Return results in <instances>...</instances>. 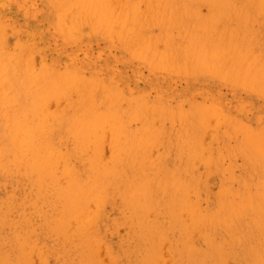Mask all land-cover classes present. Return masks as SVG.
<instances>
[{
    "label": "rangeland",
    "instance_id": "1",
    "mask_svg": "<svg viewBox=\"0 0 264 264\" xmlns=\"http://www.w3.org/2000/svg\"><path fill=\"white\" fill-rule=\"evenodd\" d=\"M6 1L8 3L7 6L5 5L3 8H2V6H0V54L3 55V58H4V60H1V62H0V126H2V127H0V141H1L0 144L1 145L6 143V141H5L6 136L9 135L8 133H9V130L11 127L10 115L21 114V113H24V111L26 114H28L30 107L33 104V102H29V101L37 100V98L39 99L38 96H40L39 95L40 90L42 88H44V86H46V88H48L47 87V82H49L48 80H50L51 78H54L55 76H60L61 74L62 75H64V74L74 75L75 77H77V76L81 77L82 76L81 79L84 78L85 81L83 82V84L81 83L80 85H70L69 87H67L66 91H65L67 93L64 92L67 95V97H66V95H64L65 97L60 96V98L52 96L55 99L54 100L55 102L52 100L53 98L51 97L50 98L51 100L49 99V101H47V103H48L46 106L47 108L44 107L45 110L47 109L46 112L45 111L44 112L47 113L48 116L53 113L52 115H54V116H51V117H53V120L55 118H57L56 116L59 117V115L61 114L59 117L60 123L59 122L54 123L55 120L53 121L51 119L47 122L49 125H52V126H48L49 128L46 127L47 124L45 123L46 131H47V129H48V132L51 131L50 132L51 135H50V133L48 134L45 132V136H46V134L48 136L47 138L46 137L45 138L48 139V141H51L52 150L54 149L57 152L59 150H61V151H59L60 153L58 152V154H65V153L69 152V155H70L72 153V151L74 150L73 151L74 155H78V156L83 157L82 155H83V153H84L83 151L85 149L83 151H81L80 153L75 154L76 153V151L74 149L75 143L69 136V132H70L69 129L71 127V122L77 116H88L87 118L91 119V116L94 117L95 114H96V116L98 114H101V115L106 114L107 116L109 115V117L111 118V114H113L115 112V114H113L114 116H117V117L122 116L123 117V119H121L120 117H118V118L116 117V121H118L120 119L119 120L120 122L119 121L118 122L123 123L121 125V127L122 126L126 127V128L125 127L120 128L122 130L125 129L123 131L124 135L121 136L120 140L122 141L123 140L122 137L125 136L126 139L124 138V140H128L129 141L128 144H130V142H131V144H132V142L136 143V141L134 139L137 140L139 138V137L135 138L136 135L141 136L142 138L140 137L139 139H141V140L143 139V141H144V137H143L144 134L147 132V134H145V137L147 138V136L150 133V132L148 133V131H150V130H152L153 133L152 132L151 133L153 134V136L156 135V137L157 136L159 137V139L157 138L158 140L156 138H153L154 139L153 140L152 139L153 136L151 137L149 135L148 136V137H150L149 141L147 140L146 141L147 143L144 141V143H146L148 145L150 144L152 147L151 146H149V147H151V148H147L148 145H146V144L144 147V143L142 141H139V142H141V143L138 142L139 145H141V144L143 145V147L140 148L141 151L139 150L141 154L139 152L136 153V151L138 149V148H136V146H138L136 143V145H134L135 147L133 148L135 150V151H133V155L135 152L136 154L134 156H136V158H133L134 156L131 155L132 152L130 153V151H125V153H124L125 155H127L126 156L127 158L124 156H122V157L117 156L118 161L120 160L119 157L121 158V160L123 158L125 162L127 161L126 163L120 161L122 163V164H120L118 161H116V162L113 161L114 158H113L112 154H114V152H116L117 150L114 149L115 151H112L113 153L110 150H108L110 144L109 145L107 144L106 138L108 139L107 141H110L109 135L111 136V133H110L111 130L108 128L109 129L108 130L109 133H108L106 130L107 128H106L105 130H106V133L108 135L102 134V138L104 136H106V137L104 138L105 140L103 139V141H101L102 144L105 142L106 143L103 145L100 144V146L102 148V149H100V152L101 153L103 152L101 157L102 156H104V157H102L100 159H101V161H103V160L107 161L108 160L107 156H108L110 161L108 160L109 164L104 163L106 166L105 171H103L102 173L99 172L100 174L99 173H98V175L96 174L97 176L94 175L96 172V169H94L95 170L94 173H93V170L90 173V170L92 169V167L97 168L96 163L99 164L101 161H96L93 164V166L89 169H85L83 166V165H85L84 161L89 160V159H87L88 157L89 158L91 157L90 162L95 161V159H94L95 153L93 152V150H91V148H89L88 150L86 149V151L84 153L86 155H84V157L88 156V155L89 156L87 158H83L84 160H82L81 157L75 158V156H73V154H72L71 164L66 161L68 166H71L73 163L71 168H73V172L75 171V174H76V172L78 174V175L76 174V176H75V175H73L74 173H72V175L75 177V179L77 177V180H78V177H80L82 175V177L80 178V181H82L86 177L87 181L90 180L89 183H91V181H93V180H95L96 183H97V181L103 182V184L106 182V184H105L106 186L104 188H106L108 185V187H109L108 189H110L112 186H114L115 182L111 183L114 180H116V182H118V181L122 182V183H118V184L116 183L119 188H122V184H124L125 188L123 190L127 189L125 182L128 181V180H126V179H128L127 178L128 175H129L128 177L130 178V180H135V177H137V176L138 177H137L136 181H138V179H141L142 177H140L138 175L140 170L138 172H136L137 171L136 169L138 167L135 169L133 168V166L135 167V165L140 166L138 168V169H140V168L142 169V172L141 171L140 172L145 173V175L148 177V182H149L148 188H150V189H148L147 192H151V193L147 194V192H146L144 194V197L146 198V194L149 195L146 200L149 202V199H150V200H152V202H154V204L150 201L151 207H149L148 206L149 204L147 203V201L144 198H143L144 200H140L142 205L147 204L145 206L147 208H144V205H143V208L139 207L140 210L137 211L139 214H140V211L143 212V214H140V216H143V215H144V217L147 216L144 219H142L143 217H141L140 219H136V218L132 217V216H134V213H133L134 211L129 212L128 210L130 208L128 207V205L126 203H123L126 201L122 198L125 196V191H128V190H125V191L122 190V193L124 195L122 194L123 195L122 196L120 194V196H119V194L117 193V192H119V190H118V187L116 184H115L116 187L114 186L113 189L112 188L110 189L111 191L108 190L106 192L102 186L99 187L100 183H98L99 191L101 188H103L102 190H103V192H105V193H103L102 190L100 191L103 193L102 198H103L104 203H102L103 202L102 200H101L102 202L101 201L100 202L104 206L101 205V207L98 208V204L94 205L92 203L93 204L92 205L91 203H89V205H88V207H90V209L88 208L89 211L91 210V206L92 207L94 206L93 209H96V207L98 209L97 211L95 210L94 212H93V209L91 211V213L93 212L92 216L95 218V220H94V218H92L94 220V223L91 219V217H92L91 215H89L90 216L89 218L82 216L84 213L87 214V211H88L87 209H85V210H87L86 212H84L85 210L82 211V212H84L82 215L79 214L81 217H83L82 219H85V220L89 219V220H87V222L88 221H90V223L92 222L91 226H93V228L90 230V228H91L90 223L87 224V222L84 221L85 225L90 227V228L87 227L88 236H89V234H92V235L94 234L93 235L94 237L91 238L92 240H88V239H90L88 237V239L86 238L87 239L86 240L85 238L81 239L80 237L77 236L78 240H80V239H81V241L85 240L84 243L86 241L96 242L95 245L92 242V244L94 245L92 247L95 248V253L99 255L98 256L95 253H93V254H95L93 257L97 258V256H98V258L95 260L91 257L92 254H90V257L92 258L91 259V258L81 257L80 256L81 254H79L80 252L79 253L77 252V251H79L80 248L83 247V245H82V244H84L83 242L82 243L80 241L78 242V243H80V245L77 246L78 249L76 251V248H77L76 244H78V243L76 242V244L74 245L75 240H76V238H74L75 233L73 232V231H75V230H73L74 227L71 226L72 229L69 228L70 229V230L68 229L69 231L67 229L66 230L64 229V231L61 230V232L63 231L62 233L60 232L59 229L58 230L56 229L57 233L60 232L59 234L60 235L62 234V236H60L59 234L55 235L56 230L51 228V226L48 227L49 230L44 229V228H46V226H48L47 224H45V225L43 224V222L46 221V220L43 221L46 218L44 213L46 212L47 213L46 215L48 217L49 216L50 217H52V216L56 217V215H53L56 212V211H54L55 209L53 207L56 205V203H57L56 206H58V204L61 201L57 202V200L59 198L55 199V197H57L58 195L57 196L53 195V198H52V196H51L52 194H50L49 195L50 198H52L53 200L54 199L56 200V202L54 201L50 206L49 203H50V200L52 202V199H50V198H49L50 200L46 199V196H48L47 194L49 192L48 193L43 192V194H46V195L42 196V193L40 191V195H38L39 197L35 196V195H37L36 192L39 193V191H37V190H39L40 187H38V186L42 185V182H41L42 179H40V182H39V180L35 179L36 177H38V174L34 173L35 171H32V172L29 171V173L24 172L26 174V176L28 175L27 177H30V178H27L26 176H24L23 172L20 173L21 170L19 171L20 174L18 173L19 175H17L13 172L9 173V172H11L9 170L5 171L4 169L3 170L1 169L3 172L0 170V172H1L0 173V203H3V204H2V206L0 204V207L2 208V209H0V212H2V214H0V217H1L0 219L3 221L0 222L1 223L0 224V246L1 247L3 245L4 246L2 248L0 247V249H1L0 253L2 254V252L5 251V253H3L4 256H5V254L9 253L8 255H6L7 258L10 257L9 255H11V257L9 258L10 260L7 259V261L10 262L11 260L18 258L14 255L13 252H15V250H14L15 245H17L19 243H17V241L16 242L14 241V243H16V244L13 245L14 243H11V245H10V240H12L11 237L14 238V236L16 237V235H19V238L16 237L19 240H20L21 236H24V238L21 237L22 240H20V241H25L23 239H25L27 237L26 240L29 239L31 241V243H32L31 246L33 244L35 245V246L31 247L30 241L28 240L29 246H27V247H28V249L29 248L30 249L29 250L27 249L26 253L28 251L33 253V251H34L33 254H29V252L27 253L28 257L31 256L33 258V260H32L33 262L31 261L32 258L31 257H30L31 259L29 258L31 261L30 264H34V263L35 264H42V263L43 264L44 263L45 264L46 263L47 264H61V263L62 264H73V262H74V264H76L78 261H79L78 264H81L80 262L83 260L82 258H84V259L86 258L85 260H87V263L88 262L91 263L94 260V264H97L98 261H101L102 264H130V263L135 264L136 262H137L136 264H139L140 259H141L140 257H145L146 255H151L152 251H153L152 256H154V259L157 258L156 259L157 261L155 260L154 262L155 263L159 262L161 264H214L215 262H217L215 264H239V262H240V264H244V263L256 264L258 259H254L253 254L255 252L259 251L258 253H260V255H262V250L264 249V247H263L264 246V234H263V231H264V206L263 205L264 204H262V203H264V200H263V202L261 201L264 197V190H263L264 189V168H263L264 167V162H263L264 161V155L262 156V153H260L261 155H259L260 151H262L264 154V144H261V142L264 143V141H263V138H264V86H263L264 81L262 82V84L260 83L264 79V74L262 72V70L264 71V62H263L264 61V1L260 0L262 3V5H261L262 8H260L261 6L260 7L258 6V4L260 5V3L256 4V2H254V3L250 2L253 5L256 4V6H253V5H250V3L248 1L243 0L247 3H249L248 4L249 6L246 5V3L242 4L243 6L245 5L247 7V10H249V12H248L249 15L247 13L246 7L244 9L243 6L238 5L239 3L235 4L236 1L243 3L242 0H236V1H234V0L230 1L229 0L228 3H230V4L234 1L235 5L233 4V6H235V7L232 6L234 9L238 6L236 8L235 12H234L233 8L231 7L228 10V12L230 14L224 10V7H222L220 5L218 0H215L212 3L211 2L207 3L208 0H204V1L203 0H196V1H194V0H185V1L181 0L184 5H182V2H180V0H174V1L171 0L173 2L167 0L168 1L167 3H166V0H164V1L160 0L159 1L160 4L157 0L158 6H155L156 0L155 1L154 0H144L143 1L144 3L141 2L142 0L139 1V3L137 2L138 0H125V1L120 0L122 2L119 3L118 5H120L119 7H122V5H123V7H122L123 9L118 7V5H117L118 2L113 3L114 0H113V2H112V0H105V4H103V6H102V3H104V0H96L97 1L96 3H95V0H94V2H92V0H91V1H89L90 3H92V4H90L91 6L90 5L88 6L86 4V7H85L86 9L91 7L90 9H88L89 13L86 10H84V7L83 8L77 7V9L82 10L81 14L78 12V10H76V7L74 5L66 3L65 2L66 0H59V2H58V0H54V1L53 0H42V1L41 0H6ZM132 1H135V2L131 3ZM187 1H189V3ZM190 1L193 4H191ZM89 2H88V4H89ZM106 2L107 3L112 2L114 5L109 4V6L112 5L114 8L113 7L109 8L108 4ZM201 2L202 3L206 2V4L205 3L202 4ZM217 2L219 3V6H220L219 8H221V9L223 8L222 10L220 9L221 13L224 14L223 12L225 11V13L229 14V16L227 15V17L233 21H231L229 23L225 22V21L229 20L227 17H225L226 16L225 14H224L225 16L223 15L225 18L222 15H219V16L211 15V13H212L211 7H215V6H213V3L216 4ZM98 3H100V5H97V7L92 6L94 4L96 6V4H98ZM134 3H137V4H134ZM163 3L169 4V5H166L168 7L166 8V6L164 5V8H163V6H162ZM66 4H67V6H65ZM133 4L138 5L140 7V8L138 7L140 9V11L137 9V6L134 7ZM173 4H175L177 7L179 6L178 9L180 8L179 9L180 11L174 5L175 9H177L176 12H174L175 10H173V7H174ZM185 4L186 5L189 4V6H186V8H185V10L188 13H190V11H191V13L189 15L192 16L193 13L195 12V10L198 11V12L196 11L197 14H196V12L194 13L193 16H195V17H190V16L188 17L187 12H184V9H182V7H185ZM196 4H198V5H196ZM104 5H106L105 7L109 8V9L113 8L112 11H114V12L116 10L118 12H120V13L117 12L119 14V16H117L118 14H116V12H115V14H113L114 12L112 13V11L110 10L111 13H109L110 11H108V9L106 8V11H108V14H112V15H110L111 18H107L109 21L106 20V16L108 15L107 12H105L106 16L103 14L105 16V17L103 16L104 18L100 17L101 20L105 19V21H108L105 24L108 23L107 25L110 26V31L113 32V33L112 32H109V33L115 34V36L114 35L109 36L107 34L108 31H107V33H105L104 30L101 29L102 28L101 24H100V26H98V28L93 25V21L97 17H96V15H93L92 13H94V12L98 13L99 12V16H102L101 12L105 9ZM209 5H210V7H209ZM68 6L72 7L71 11H69ZM98 6H99V8L102 6V8H104V9L101 8L102 11H100V10L96 11L94 8L98 9ZM124 6H125V8H127L126 10H128V13L130 15L133 14L132 17L130 16L132 19L128 15L129 20H132V21H134L133 17L135 19V16H136V15H134V12H133L135 10V8L137 10V11H135V14H136V12L137 13L141 12V10L143 11V9H144V11L141 12L142 14H140V15L138 14L139 15L138 18L140 20H138L137 16H136V18H137L136 20H138L137 21L138 23H139V21L141 23V20H142L143 22L141 24H145L144 20L145 21H146V19L149 20V21H147L149 23L146 24L144 27L146 29L145 33L147 34V32H149L151 34L146 35L145 33H143L142 38L144 35H146V37H148V36L150 37L151 35H152L151 37H154V38H152L153 39V41H152L153 45L156 44L155 45L156 47L155 46L154 47L157 48L159 46L158 50H156V54H154V55L161 56L162 62H159L161 60L157 56H152V57L153 58L155 57L154 59L158 58L157 61L159 60L158 63L161 64L160 67H159L160 64H158L153 58H151L150 55H149V57L151 58V61H150V58L148 57L147 51L152 48V46L149 47L150 46L149 42L151 43V41H149L148 39L151 40V37L148 39H146V37L143 38V40L144 39L148 40V41H146V43L148 42L147 44L145 43V40L144 41L142 40V42L145 43V45H143V46L149 47L150 49L149 48L146 49L147 51L145 50L146 51L145 52L143 46L141 45L142 43H141L140 45L143 48V51H142L143 53H142V55L141 54L139 55V53H138L139 58L136 57L137 55L135 57H133V54H132L133 50H130L129 48H126V46L121 45L122 38H121V36H119L120 35L119 33H121L122 31L120 30L121 28H119L120 27L119 21H121V18L124 20L128 19L125 17V15L127 16V14L124 13V12H126L124 10ZM132 6L134 7L133 9H132ZM251 6H253V9L251 8ZM150 7H151V9H150ZM158 7H160V11L163 12V14L162 13L159 14L160 11H158ZM187 7H188V10H187ZM208 7L210 8V10L207 9ZM239 7H241L240 9L244 13L246 11L247 14L246 13L245 14L248 17L246 15L244 16V13L242 14L243 15V17H242V15H241L242 11H240L238 9ZM258 7L260 9H257ZM67 8H68V11H67L68 14L66 13ZM153 8H155V10ZM168 8H169V10H168ZM121 9H122V11H121ZM163 9H165V10H163ZM231 9L233 11H231ZM90 10L92 11V13H90L91 12ZM147 10L151 11L152 13L151 14H150V12L148 14L146 13L145 14L146 19L144 18V20H143V16H145L144 13ZM237 10L239 12H237ZM164 11H166V14H165L166 16L164 15ZM182 11H183V13H182ZM167 12L169 15H167ZM85 13H88V14L86 16H84ZM208 13L210 14V17H209ZM231 13H232V15H231ZM235 13H238V15H235ZM89 14L90 15L92 14V15L89 16ZM149 14H150V17L147 18L149 16ZM156 14H158V15H156ZM171 14L172 15L178 14V16H174V17L178 18L177 23H176L177 18H175L176 20L173 18L171 19V17H173ZM185 14H186L185 17H187V19L185 18V20H183ZM200 14L202 17L200 16ZM153 15L155 16V18H159V15H160V17L162 15V17H164V18L166 17V20L168 19V21H166L164 18H160L162 21L159 19L160 23L157 24V23H155L156 20L154 19ZM197 15L200 17L198 18ZM92 16H95V18H93ZM115 16H117V17H115ZM179 16H181V18ZM204 16L205 17L208 16V17L205 18L206 21H205V19H203V21L201 20V23H200V21L198 22V21L192 19V18H195V19L199 20V19L203 18ZM213 16H214V18H213ZM83 17H85V19H87V20H85ZM113 17H115V18L113 19ZM118 17H120V18H118ZM116 18L119 20L114 22L113 20H115ZM209 18H210V20H208ZM211 18L213 19V21L211 20ZM247 18H248V20H247ZM110 19H111V21H110ZM151 19L154 20V22L152 21V24L154 23L153 26H151ZM188 19L194 20V21H189ZM216 19H218V21ZM75 20H76V22H75ZM163 20H165V23L167 25L162 23V22H164ZM169 20H171L170 21L171 23L169 22ZM173 20H175V22H172ZM180 20H182L181 21L182 24H181V22H179ZM219 20H221V21H219ZM222 20H223V23H222ZM236 20H237V23L240 22L242 24L243 29H242V27H240L241 26L240 23H239V25L236 23ZM14 21H15V23H14ZM184 21H185V23H188V24H186L188 29L185 26ZM243 21H245V22H243ZM2 22H5V23H2ZM62 22H63V24H62ZM74 22H75V24H74ZM91 22H92V25H91ZM112 22H113V24H111ZM117 22L119 23V27H118ZM191 22H194V23H191ZM203 22H205V23L203 24ZM219 22H221V23H219ZM116 23H117V25H116ZM168 23L171 26L170 28L172 31H170V29L168 28L169 27ZM178 23H180L181 26L184 27V28H182L179 24L178 30L180 29L179 30L180 32L177 31L176 29H174V28H177ZM210 23L215 24L216 26L215 25H213V26L209 25ZM226 23L228 25H226ZM245 23H247V24L245 25ZM171 24L173 26L175 24L176 25L173 27ZM192 24H194L195 26L193 25L191 27ZM198 24H202L203 26L206 25V27L202 26L204 29H202V27H201V29H198V26L200 28V25H198ZM220 24H224V25H220ZM233 24H237L238 27L236 25H233ZM149 25H150V27H149ZM196 25H198V26H196ZM146 26L148 27V31H147ZM166 26H168V27H166ZM231 26H232V28H233V26L237 27V28L240 27L239 30L237 28H234L238 32L237 38H235L236 37V33H235L236 31L235 32L231 31V29H232V28H230ZM162 27H164V28L166 27L165 30H163L164 32L162 31ZM190 27H191V29H190ZM194 27H196V28L193 29ZM216 27H218V28H216ZM220 27L221 28L224 27V29L223 28L221 29ZM244 28H245V30H244ZM167 29H169V31L171 33ZM189 29L195 30V33L198 32V35L191 36V33H193L194 31L191 32ZM197 29L202 30V31H197ZM213 29H215V30H213ZM219 29H221L220 32H222V33L217 32L218 35L213 33V31H215V33H216V31H218ZM234 29H232V30H234ZM101 30H103V31H101ZM207 30L209 32H206ZM225 30L227 32H228V30H230L232 32V34L235 33L233 41H230V39H229V38H231V36H233L231 34V32L227 33ZM175 31H176V33H175ZM184 31H186L185 32L186 34H184ZM189 31H190V35L187 33ZM211 31H212V33H211ZM242 31L244 32V34H242L243 33ZM31 32H33L34 35H30ZM115 32L117 33V35ZM165 32H168V33L165 35L164 34ZM199 32H202V34H200ZM203 32H205V33L203 34ZM240 32H242L241 36L239 35ZM209 33H211V35ZM224 33L226 36H228L229 34L230 35L228 37H226V36H223ZM205 34H206L205 37H207V35H208L207 39L203 38L204 36L203 37L199 36V35H205ZM212 34H214V35L212 36ZM167 35L169 37L168 41L171 40V42H173L172 43L173 46L171 45V43L168 44V42H166V39H165V42H163L164 40H162V39H164V36H167ZM220 35H222V36L219 39H217L216 37L220 36ZM196 36L200 37L199 41H198V37H196ZM209 36L213 37V38L215 37V38L212 39ZM28 37H30V39ZM159 37L161 38L163 43L168 44V45H166L167 48L166 49L164 48V50H163V46H162L163 43L161 41L157 40ZM190 37L191 38L193 37L191 42L193 41L195 43H197V42L199 43L200 41H202L204 43V45L202 42H200V44L202 43L201 45L203 47L207 44L201 39H206V41L209 40V41H207V42H209L208 45L205 46V48H203V49H206V50L209 49L208 52L210 53L212 47L209 48L208 46L213 45L212 53L215 52L214 54H216V55L212 56V55L208 54V52L205 50V52H203V54H201V55H203V56L208 55V56H207L206 60L202 59L203 56L200 57L198 55L202 52H200V53L198 52V54H197V52L194 51V49L193 50L191 49L192 47L188 48L189 44H187V43H188V41L190 42V39H189ZM223 37H226V39H225L226 41H227V39L229 40V41H227L226 44H225L226 41L224 40ZM251 37H252V39H251ZM240 38L242 39L243 42L240 40ZM154 39L156 42H154ZM173 39H174V41H173ZM216 39L220 40L221 46L223 44H224V46L225 45L228 46L227 44H229V46H230V47L228 46L229 50L227 49V47H226V49H227V53H231V50L233 49L231 56H230V54L225 55L226 49L225 50L223 49V51H220V54L223 52L224 55L223 54L222 55L225 57H223L222 55L218 56L219 51H217V50L218 49L220 50V48L217 49L216 47L219 46L220 43H218L219 41H217ZM248 39L249 40L251 39V40L249 41ZM47 40L49 41V43L46 45L45 43H47ZM213 40H215L214 41L215 43L217 42L216 43L217 46L215 45ZM247 40H248V42H247ZM239 41L241 42V45H240ZM123 42H124V39H123ZM212 42H213V44H212ZM244 42H245V44H244ZM22 43H23V45H22ZM33 43H34V45H33ZM195 43L190 44V45L194 46ZM209 44H211V45H209ZM24 45L26 46V48H24L25 47ZM136 45L138 46L139 44L137 43ZM136 45H135L134 49L138 48V50H140V46L137 47ZM169 45L172 48L175 46V48L171 49V47L169 48ZM176 45L178 46L179 49L177 48ZM245 45H246V47H245ZM248 45H249V47H248ZM34 46H35V48H33ZM185 46H187L186 47V48H188L187 50L186 49L184 50ZM199 46L197 47V51H199V50L204 51V50L200 49V48H202V46H200V47ZM17 47H19V48H17ZM21 47H23V49ZM194 47L196 48V46H194ZM155 48H152L151 50L154 49L153 51H155ZM222 48H224V47L222 46ZM222 48H221V50H222ZM230 48H231V50H230ZM53 49L55 51H53ZM159 49H162L163 51H160ZM168 49H171L172 52L170 51L171 53L170 52L168 53ZM242 49H244V51ZM20 50H22V51L20 52ZM166 50H167L168 54L173 53L172 55L174 58L173 57L170 58V56H172V55H169V56L167 55L168 58H166L167 57L165 55L166 52L164 54L165 58L167 59V62L170 61V59H171V63H169V62L167 63L166 61H165V63L163 62L164 61L163 59H165V58L162 57L163 56L162 52H164ZM173 50H175L176 52ZM43 51H44L46 57H45V55H43ZM153 51H150V52H153ZM185 51H188L185 54L188 53L187 56H188V60H190V62L194 59V54H197V57H199V60L202 59L203 61L202 60L201 61L206 62V63L208 61L210 62V61L214 60L215 57L220 59L222 56L223 58H221V62L220 61L219 62L221 63V65H223V70H221L222 66L220 67V63L218 62V60L215 59L217 61H214L213 63L215 65L217 63L219 64L220 72H218L219 70L217 71L218 67L217 66L215 67V65L212 64V62H211V64L214 65L213 68L210 67L211 70H209V67H208L209 62H208L206 65H204L205 69H207L208 71H206V70L204 71L201 68V64L203 65L205 63H202V62L200 63V61H198V58H197L195 60H197L198 64L200 63L199 66H197L198 64L195 65L194 60H193V62H191L190 66H192V65H195V66H194V69L191 68L190 69L191 71H190L189 70L190 62L186 59L187 56L183 55ZM242 51L245 52V54H243ZM23 52L25 54H23ZM139 52H141V51H139ZM150 52H149V54H150ZM160 52H161V54H160ZM189 52H191V53L193 52L192 53L193 55ZM234 52L235 53L237 52L238 56H239V54L241 55V53H242L243 56L241 55L238 58L237 55H234ZM144 53H146L147 55H145ZM205 53H207V55ZM90 54H91V56H90ZM92 54L93 55L95 54L96 57L95 56L93 57ZM175 54H176V57H178V59H176ZM42 55H43V57H42ZM88 55H89V57H91L90 58L91 62H90V60H86V57ZM190 55H192V56H190ZM233 55H234V57H233ZM58 56H59V58H58ZM140 56H142V57H140ZM145 57H148L149 59L145 58ZM182 57L185 58V61H186L187 66L184 65V69L185 70L188 69L187 73L184 71L183 68H182V70L180 69L181 67H183V64H185L183 62L184 59ZM190 57L192 60L190 59ZM10 58H12V59H10ZM92 58H93V60H92ZM142 58H144V60ZM234 58H236V59H234ZM237 58H238V60H237ZM240 58H242V60ZM145 59H147V60H145ZM45 60H46V62H45ZM177 60H179V61H177ZM240 60H241L242 64H241V62H239ZM89 62H90V64H89ZM173 62H174V64H173ZM176 62H177V64H176ZM237 62H239V63H237ZM254 62L256 63L254 65L257 66V64H258L259 66H257V67L253 66L252 64ZM47 63H48V65H47ZM49 63L53 64V65H50ZM69 63H70V65H69ZM56 64L58 65V67ZM178 64H179V66L180 65H182V66H180V68H177V70H175L176 67H179ZM244 64H245V68L242 69L244 67L243 66ZM261 64H263V65H261ZM39 65H40V67H39ZM172 65H173V67H172ZM164 66H165V68H164ZM167 66H168V68H167ZM188 66H189V68H188ZM247 66L249 67V72H247V70H248ZM185 67H187V68H185ZM251 67H253V70H251ZM257 68H258V71L260 70V72L257 71V73H256ZM212 69H213V71H212ZM245 69H247V70H245ZM254 69H255V71H254ZM4 70H5V72H4ZM243 70H245V73L247 72L246 73L247 76L245 75L244 78H243V76H244ZM36 71H38V72L35 73ZM177 71H179V72H177ZM183 71L185 74L183 73ZM198 71H200V72H198ZM209 71H210V73H209ZM250 71H251V73H256V74H254L255 76L258 74V76H256L257 78L254 77L255 79H253L255 81L258 80L257 82H255V81L252 83L249 82L250 80L252 81V76H251L252 74L250 73ZM190 72H191V74H190ZM32 73H35L37 75H34ZM45 73L47 74L46 76H45ZM32 75H33V77H32ZM248 75H250V76H248ZM5 76H7V77L9 76V77L4 78ZM246 79H250V80L248 81ZM8 86L11 88L10 91H9ZM73 86H76L77 89H75ZM70 87H72V89ZM17 88H20V90H18ZM14 89H15V92H14ZM74 89H75V91H74ZM5 91H7V93ZM70 91H72V93ZM11 92H12V94H11ZM68 92H70V93H68ZM17 93H18V95H17ZM76 95H78V96H76ZM118 95L120 97H118ZM29 97L32 99H30ZM113 97H115V98L113 99ZM134 97L135 98L139 97V98H136V99H138V100H136ZM64 98H66V99H64ZM140 98L143 99L144 102H141V103L138 102L137 103V101H141ZM59 99H61L62 101H63V99L64 100L68 99L66 102L63 101L66 104L65 107H63L64 103ZM129 99H131V101ZM25 100H26V102H24ZM134 101L136 102V104ZM27 102H28V104H27ZM61 102H62V104H61ZM30 103H32V104H30ZM120 103H121V105H120ZM153 103L158 104L159 106L154 105ZM111 104H113V105H111ZM137 104H139L138 105L139 107L141 104V107H143V108L140 107V109H138L139 107L137 106ZM170 104H172V105H170ZM61 105H63V106H61ZM132 105H135V106L133 107ZM54 106L57 109L55 110V108H54V111H53L52 108ZM59 106L61 108H58ZM144 106H145V108H144ZM162 106H164V107H162ZM166 106H168L169 108ZM49 107H51V109ZM151 107L153 109H155L156 111L151 109ZM135 108H136V111L140 110V112H139L140 114L135 111ZM178 108L179 109L181 108V110H178ZM205 108H211L210 109L211 111H212V109H214V112H211V113H213V114L215 113L216 117H212L213 114H211V113H210L211 114V117H210V114H208L209 110H206L208 112L207 113L208 118H207L206 115H204V113H201V112H203V110ZM58 109H59V111H57ZM167 109H169V110H167ZM197 109H198V112L196 111ZM60 111H61V113H60ZM133 111H135V112H133ZM162 111L163 112L165 111L164 113L165 114L167 113V114L165 115ZM184 111H188L186 115H185ZM118 112H119V115H117ZM156 112H158V113H156ZM55 113H56V116H55ZM109 113H111V114H109ZM134 113L137 116L134 115ZM153 113H155V114H153ZM160 113L161 114L163 113V115H161ZM174 113H176V114H174ZM189 113L190 114L192 113L194 116H196V114H198V113H201V115L203 114L206 117L204 119H207V121H205L203 119V117H202L203 115L201 116L202 119H200L198 115L196 116L197 117L196 118V117H193L192 114L190 115ZM158 114H160V115H158ZM113 115H112V117H113ZM130 115H132V116H130ZM164 115L166 117H164ZM89 116H90V118H89ZM107 116H106L105 121L109 120V117H107ZM138 116H140L141 118ZM182 116H184V117H182ZM155 117H157L156 120H155ZM1 118L3 120H1ZM130 118L131 119L133 118V119L130 120ZM134 118L136 119V121ZM139 118H140V120H139ZM191 118H192V121H190ZM194 118H195V121H194ZM162 119H164L165 122L164 121L162 122ZM177 119L179 120V123L177 122L178 121ZM196 119H197V122L199 121V119L203 123L208 122L207 126L208 125L209 126L207 127L206 123H205L202 125L200 124V128L197 127L196 125L198 124V126H199L200 121L197 123ZM126 120H127V122H126ZM138 120H139V123H138ZM186 120H189L190 122L186 121ZM109 121L111 122L112 120H109ZM52 122L55 125L54 126L55 128L53 130L51 129L53 127ZM147 122H148V124H146ZM202 122H200V123H202ZM64 124H65V126H64ZM66 124H68V125H66ZM139 124L140 125L142 124L141 125L142 128L139 126ZM193 124H195V126L197 128L194 127ZM155 125H156L157 129L155 128ZM179 125H180V127H179ZM146 126L150 127V129ZM58 127H59V129H58ZM184 127H186V130H184L185 129ZM193 127L196 128L197 130H194ZM136 128H138V130ZM143 128H144V130H142ZM147 128H148V131H146ZM190 128H192L193 130ZM158 129H161V130H159L160 135H158L159 134V131H157ZM153 130L156 131V134H154ZM130 131H131V133H130ZM135 131H139V133L135 132ZM143 131H144V133H143ZM195 131H196V133H195ZM250 131L252 133L251 135H250ZM103 132H104V130H103ZM101 133H102V131H101ZM121 134H123V133L121 132L120 135ZM192 134L193 135L195 134L196 136H192ZM260 134H262V135H260ZM186 135L188 136V138L186 137ZM128 137H130V138L128 139ZM131 137L134 139H132ZM189 137H191V138H189ZM201 137H202V139H201ZM4 138H5V140H4ZM146 138H145V140H146ZM185 138H187L186 141L184 140ZM192 138L194 139V141ZM150 139H152L151 141L154 142L155 144L152 145V142L148 143V142H150ZM181 139H182V141H181ZM191 139L196 146H194L193 143L190 142ZM198 139H200L199 142H198ZM124 140L122 141V145H121L122 148L125 145ZM159 140H162V141L156 142ZM201 140H203V142ZM3 141H4V143H3ZM187 141L189 143V146L193 145V147H195V148H193V147L189 148V146L187 145L188 144ZM257 142L262 145L261 146L258 144L257 147H259V146L261 147L259 150H257L258 148L255 146V144ZM57 143H59V144H57ZM123 143H124V145H123ZM185 143H187V144H185ZM199 143H201V144H199ZM197 144H199V145H197ZM119 148H117V149H119ZM122 148H120L122 151H120V149H119V151H117L114 155H116L118 153H119L118 155H122L124 152L123 151L124 148L123 149ZM146 148L148 149V151ZM110 149L112 150V148H110ZM145 149H146V152H148L147 154L148 155L150 154L152 157H149L150 155L146 156L147 158L145 157V154L142 153V150H145ZM190 149H191L192 153L190 152ZM193 149H195V152L199 153V154L194 153ZM196 149L198 150V152ZM54 150L52 151V153H54ZM109 151L111 152V154L108 153V154L104 155L105 153H107ZM186 151L188 152V154ZM256 151L258 154L256 153ZM128 152H129V154H128ZM143 152H145V151H143ZM201 153H202L201 159H203L202 161H204V162L206 160L205 163L201 162L200 161L201 159H199L201 156L200 155ZM55 154H57V153H55ZM100 154H98V157H100L99 156ZM190 154H192V155H190ZM111 155H112V157H110ZM143 155H144V157H143ZM157 155H158V157H157ZM160 155L161 156L163 155L162 157H164V158L160 157V160H159ZM198 155H200V156L198 157ZM66 156H68V154H66ZM141 156L144 158V162H145L144 165L148 164L150 162L149 165L144 166L142 163H140V162H143V161H141V160H143V158L140 160ZM179 156L181 157L180 158L181 161L178 158ZM192 156L194 158H192ZM210 156H211V159L213 158L212 160L209 159ZM131 158H133L134 160L132 159L133 161H131ZM148 158L149 159L152 158V159L149 161ZM153 158H154V163H152ZM188 158H190V159H188ZM125 159H127V160H125ZM147 159H148V163H146ZM192 159L194 160L193 163H192V161H193ZM155 160L158 163H156ZM188 160H189V162H187ZM70 161H71V159H70ZM207 161H210V162L208 163ZM213 161H215L216 164H215V162L213 163ZM90 162H88L86 165H88ZM129 162H131L132 165L131 164L129 165L128 164ZM61 163H62V161H61ZM113 163H114V165H116V168H115V166L111 168ZM177 163H179V165ZM186 163H188V165ZM206 163H208V164H206ZM63 164H64V161H63ZM101 164H100V166H98L97 170L101 168ZM124 164H126V165H124ZM151 164H152V166H151ZM154 164H155V166H154ZM108 165L109 166L111 165V166L109 167ZM128 165H129V167H128ZM156 165L158 167H156ZM192 165L195 167L193 168L192 171H190V169H192ZM55 166H56V163H55ZM59 166L62 167V164ZM107 166L109 167V169ZM117 166H118V168H117ZM120 166L121 167L125 166V170L123 169V167L121 169ZM126 166L128 168H126ZM131 166L133 169H131ZM102 167H104V166L102 165ZM145 167H146V169H144ZM176 167H179V168L181 167L180 168L181 170L179 168H178L179 170H177ZM57 168L59 169V167H57ZM150 168H151V171H150ZM171 168L174 170H172ZM184 168L185 169L187 168L186 171L183 170ZM21 169H22V171H24L23 167ZM102 169L104 170V168H101L99 171H101ZM111 169H113L114 172L109 171ZM119 169L124 170L125 172L119 173L120 172ZM156 169H160V171L156 170ZM87 170L89 171V175L87 173L88 172ZM107 170L110 173H114V176H113V174L108 175L109 173L107 172ZM165 170H167V173H169V171L171 173H169V175H167ZM4 171L6 174L4 173ZM129 171H131V172H129ZM146 171H148L149 176L147 175ZM163 171H165V172H163ZM174 171L180 177L181 181L178 179L179 177L178 178L176 177V175L174 177L175 179L177 178L176 183L173 180L174 178L171 179V175L173 177ZM182 171H184V172H182ZM178 172H180V173L178 174ZM185 172H187V173H185ZM190 172H192V173H190ZM31 173H33L32 177H31ZM105 173H107V175ZM115 173H116V175H115ZM117 173H119V174L125 173V175H127V174L128 175L126 177H125V175H120V176L118 175V177H119V179H118ZM132 173H135V174L133 175ZM163 173H164V175H163ZM35 174H36V177L33 178L35 176ZM130 174L132 175V177H130L131 176ZM136 174H137V176H136ZM155 174H157V175H155ZM150 175H152V177H150ZM199 175L201 178H199ZM90 176H92V177H90ZM107 176L110 177V179H108ZM121 176H123L122 177L123 181H120ZM183 176H184V178H183ZM189 176L191 177V179H188ZM195 176H197L196 177L197 180L195 179ZM88 177L90 179H88ZM102 177L107 178L108 183L111 181L110 185L107 183V181H105L106 179H103ZM149 177L151 179H149ZM160 177H161V179H163V181H161ZM192 177L194 178V180L192 179ZM94 178H96V179H94ZM97 178H100V179L98 180ZM152 178L154 179L153 183L151 181ZM159 179H160V182L158 181ZM166 180L168 183L173 184V186H174V184H176V185L178 184V186H179L180 183L183 185L182 182L187 180L186 184L190 183L189 184L190 186L187 185L188 186L187 194H189L190 191L191 192L195 191L193 193L197 194V195L196 194L194 195L195 197H193V194L192 195L190 194V196H192L191 198L196 199L198 197V199H196V201H195V199H192V205L193 204L196 205V202L198 204L200 203L199 207H198V205L195 206L196 208L194 211L197 213L201 212L200 216H199V214L196 213L197 216L194 214V216H196L195 217L196 219L195 218L192 219L193 221L194 220L197 221V225L194 223L196 225L195 227H194V224H192L191 222H190L191 224L189 225L188 220L190 219V217L188 218V216H186L188 214L186 209L184 212L183 211L181 212L180 211L181 207H179L177 205L178 209H177V207L175 208L178 210L179 215L184 213L183 214L184 216L180 215V216H182L181 223L183 222V220L186 219L185 216L188 219V220L186 219L188 222H186V223L183 222L184 225H181L179 223L175 224L176 227L178 226V228H179V225L181 226L180 231L182 228L184 229V227L185 228L187 227L188 229L185 230V232L177 231L178 228H177V230H175L176 227L174 224H172L171 217L168 216V213H170L168 210V208H169L168 205L170 204V202H168L167 205H163V203L166 204V202L168 201L169 198H171L173 200V198L169 197V196L172 195L174 197L175 194H174V192L171 191V188H173V191H174V188L176 187V186L172 187V185H170V184L165 185L164 181L166 182ZM168 180H170V182ZM177 180L180 182L178 183ZM228 180H229V182H228ZM37 181L39 184L38 186H37ZM45 182L46 181H43V185ZM83 182L84 181H82L81 183L83 185H85ZM85 182H86V180H85ZM95 182H92V185L97 186L95 184ZM155 182L157 184L160 183L161 191H160V188H159V190L157 189V187H160L159 185H156L157 187H154ZM31 183L33 186L30 185ZM87 183L88 182H86V184ZM162 183H164V185L166 187L164 189V191L167 190V191H165L166 193L163 191L162 187H164V186ZM45 184H47V187L49 186L48 182H46ZM103 184H101V185H103ZM119 184H121V186H119ZM168 185H170L171 188ZM182 185H181V187H178L179 190L182 188ZM30 186L34 187V188H32L33 189L32 191H35L34 192L35 195L31 191ZM193 186H194V190L193 191H192V189L189 190V188L190 187L193 188ZM222 186L225 188H223ZM226 186L229 187V189H227ZM35 187H37V190ZM50 187H51L50 189H53L52 186H50ZM185 187H186V185H185ZM199 188H200V190H199ZM154 189H155V194H154V191H152ZM178 189L175 188V191ZM195 189H197V190H195ZM112 190H114L113 192L115 194H111ZM156 190H158V192ZM168 191H170V192H168ZM220 191H221V193H220ZM31 192L36 197V199L38 198L37 200H43L44 199L45 205L43 204L42 201H41V203H40V201H37L36 199H35L36 201H34L35 197L33 198V195ZM9 193H10V195L12 193V195L10 196ZM106 193H108V194H106ZM158 193H159V195H158ZM110 194L113 197L109 196ZM6 195H7V197H6ZM105 195H107V196H105ZM150 195H151V198H150ZM40 196H42V198H40ZM44 196H45V198H43ZM260 198H261L260 204L262 205V207L259 204ZM7 199H9V200H7ZM32 199L34 202H36V203L39 202V203L36 204V203L32 202L31 201ZM91 199L93 200V198H91ZM156 199H157V201H156ZM166 199H167V201H166ZM171 199H169V201H171V203H172L173 201ZM1 200H2V202H1ZM46 200H47V203H45ZM153 200H155V201H153ZM8 201L12 202L13 205L11 203H9ZM48 201H49V203H48ZM188 201H190L189 202V205H190L191 200H188ZM193 201H195V203ZM158 202L161 204L160 207H159ZM33 203H34V206H36V208L34 207L36 211L31 206V205H33ZM54 203H55V205H53ZM101 203H99V204H101ZM7 205L9 206L8 207L9 209L7 208ZM10 205L12 206V208ZM47 205H49L50 207ZM60 205H61V203H60ZM62 205H63V203H62ZM224 205H226V206H224ZM3 206H6V207H3ZM164 206H166V207L168 206V208H166V210H162V207H163V209H165ZM256 206L257 207L260 206L261 209H258ZM45 207H46V209H45ZM127 207L129 208L128 210L126 209ZM197 207L199 209H201L202 211H200ZM4 208H5V210H4ZM56 208H58V207H56ZM141 208L144 211L141 210ZM190 208H192V210H193L194 205H193V207L191 206ZM38 209H39V211H37ZM50 209L51 210L54 209L53 210L54 212L51 211ZM59 209L61 210L62 207H60ZM59 209H57V210L59 212H61L60 214H63L62 211L64 212V207H63V210H61V211ZM196 209H197V211H196ZM255 209H257L258 212L257 211L255 212ZM44 210H45V212H44ZM101 210H102V212H101ZM130 210H132V209H130ZM182 210H184V209H182ZM259 210H261V211H259ZM9 211H11V212L9 213ZM22 211H24L23 215H22ZM145 211L147 212V214ZM164 211H166V212L168 211V213H166ZM179 211H180V213H179ZM191 211H190V213L192 214ZM57 212H56V214H57ZM96 212H98L101 215H99ZM161 212L163 213V215ZM185 212L187 213L186 215H185ZM3 213H4V215H3ZM48 213H49V215H48ZM50 213H52V215H50ZM164 213L167 215H164ZM255 213H257V214H255ZM42 214L44 215L45 218L42 217ZM97 214L99 215L98 218L96 217ZM129 214H131V216H129ZM1 215H3L4 218ZM24 215H25V218L22 217ZM57 215H59V213ZM79 215L72 216L71 221H68L70 219L69 218L67 220L68 223L66 222V224H69L68 226H70V223H71L74 226L75 221L73 218H76L77 216L80 217ZM163 216H165V217L162 219ZM9 217H10V219H9ZM81 217L78 220H80ZM130 217L134 218L132 220V222L135 220L136 224L130 222V219H129ZM167 217H169V219ZM183 217L185 219H183ZM28 218L30 220H27ZM42 218H43V220H41ZM96 218H97V220H96ZM147 219L149 221H152V222H149ZM167 220L171 223H169ZM24 221L26 222L25 224H24ZM28 221L30 223L27 224ZM128 221L130 222V224ZM147 221H148V224L150 223L151 226L153 224H155V226H157V227L158 226L159 227L165 226L164 230L162 228V231H161V229L160 230L155 229L156 231H161L162 233L160 232V233H156L155 235L153 234V236L156 237V238H153V240L155 241L156 239L159 238L160 234H163L164 231L166 232L165 233L166 235L165 234L162 235V236H166V237L160 236L161 242L159 241L160 238L157 240L159 243L157 241H155L156 243H158V248L162 249L161 250L162 254H160L161 252L158 248H156L157 250L154 248L155 249V251H154L153 249H150L148 247L149 245L147 246L146 244L145 245L148 248L147 250L145 249L146 251L144 250V252H142L145 245H142V247H141L142 250H140L141 248H139L140 245H138V242H140V240H141L139 238V236L142 237V234H145L146 231L152 230V229H150V226L147 225ZM161 221H162V223H161ZM77 222H75V223L79 224V222H81V220L78 223ZM139 222H140V224L138 225ZM41 223H42V225H41ZM84 223L83 224L80 223V224L83 226ZM103 223H104V225H103ZM141 223L142 224L144 223V225L148 226L149 228L144 227V225L140 226ZM29 224H31L32 226L35 224L34 225L35 229H34V227L31 228L30 227L31 225H29ZM127 224H129V226L131 225L130 227H132V225H133V230L129 229L128 228L129 226ZM168 224H172L175 228L172 227V225L169 226ZM28 225H29V228H28ZM85 225H84V227H86ZM191 225H193L194 228L191 229V227H192ZM13 226L15 227L16 230H17V228L19 230L20 227H24V229H20L23 232L20 230H19V232H22V233H18V231L16 232V230L13 228ZM68 226H66V227L68 228ZM168 226L170 228L172 227V229L173 228L174 229L173 230L169 229ZM157 227H155V228H157ZM50 228L53 230L51 231ZM140 228H145L146 231H145V229H141V231H142V233H141ZM26 230L30 236L26 235V232H25ZM128 230L129 231L131 230L130 234H129L130 237L126 234V232L128 233ZM13 231L16 235H12ZM34 231H36V232H34ZM50 231L51 232L55 231V232L51 233V235L49 236ZM65 231H68L67 233H65V234H67L66 239H67L68 235L69 236L71 235V237H72V238L68 237V238H70V240H68V242L72 241L71 239L74 238V241L72 242V244L68 243L70 245L67 244V242L65 241L66 240L65 238H64L65 240L62 241V243L64 242L63 244L60 243V241H58L60 238H61L60 240H63V237H65V236H63ZM138 231L140 232V234H137ZM30 232H32V233H30ZM171 233H173V234L171 235ZM72 234L74 236H72ZM131 234L134 238L133 240H135V241L132 240ZM156 235H158V236H156ZM51 236L54 238L53 239L49 238ZM57 236H59V237H57ZM126 236H127V238H126ZM34 237L36 239H34ZM55 238H57V239L55 240ZM130 238H131V241L129 242ZM137 239H140V240L137 241ZM2 240L4 242H2ZM8 241H9V244H8ZM132 241H133V243L135 242L134 244H136V243L137 244L134 246V244L131 243ZM5 242H7V243L5 244ZM87 243L88 242H86V244H84V246L87 245ZM89 243H91V242H89ZM89 243H88V245H89ZM130 243H131V245L132 244L133 245L130 246ZM143 243H144V241H143ZM92 244H90V245H92ZM96 244H97V248H96ZM26 245H27V243H26ZM81 245H82V247L79 248V246H81ZM159 245L161 246V248L159 247ZM12 246H14V247H12ZM133 246H134V248H133ZM6 247H7V249H6ZM130 247H132V248H130ZM137 247L139 249L138 255H137V253L135 254V251H137ZM171 247L173 249H171ZM129 249H131V250H129ZM8 250H9V252H8ZM149 250L150 251L152 250V251L150 252ZM158 250L160 253H158L159 256L157 257L156 251L158 252ZM39 251H41L40 254H39ZM81 251H82V249H81ZM91 251L92 250H90L89 252L91 253ZM50 252H52V253H50ZM76 252H77V254H76ZM145 252H147V253L150 252V253L145 254ZM12 254H13V256H12ZM36 254H38V255H36ZM133 254H134V256H133ZM142 254H144L145 256H143ZM249 254H250V256H249ZM77 255H79L81 257L80 258V259H82L81 261L78 260L79 257H78V259L76 258ZM160 255H161L162 260L159 258ZM162 255H164V260H163ZM39 256H42V257L45 256L46 259L42 258L43 260H41V259H39L40 258ZM12 257H14V258H12ZM70 257H73V259ZM214 257H215V262H214ZM263 257L264 256H262V258ZM133 258H135V259H133ZM75 259H77L78 261L75 262L74 261ZM89 259H90V261L91 260L92 261L91 262L88 261ZM216 259L221 263H219ZM251 259H252L251 262H253V263L248 262ZM143 260H145V258H143L142 261ZM253 260H257V261H253ZM13 262H14V260L11 263L15 264ZM11 263H9V264H11ZM85 263H86V261H85ZM85 263L82 262V264H85ZM259 263H262V262L258 261L257 264H259ZM263 263H264V260H263Z\"/></svg>",
    "mask_w": 264,
    "mask_h": 264
},
{
    "label": "bare ground",
    "instance_id": "2",
    "mask_svg": "<svg viewBox=\"0 0 264 264\" xmlns=\"http://www.w3.org/2000/svg\"><path fill=\"white\" fill-rule=\"evenodd\" d=\"M41 1H42V0H41ZM53 1H54V0H53ZM89 1H91V0H66L65 2L68 3V4H72V5H74V6L76 7V10H78V12L81 14L82 10L77 9V7H79V8H83V7H84V10H86V11L88 12V11H89L88 9H90L91 7H90V8L87 7L88 9H86L85 7H86V4H87L88 6H89L90 4H92V3H90ZM119 1H120V0H118V1H117V0H114V2H113V0H112L113 3L118 2L117 5H118L119 3L122 2V1H120V2H119ZM124 1H125V0H124ZM139 1H141V0H138L137 2L139 3ZM143 1H144V0H142L141 2H143ZM154 1H155V0H154ZM159 1H160V0H158V2H159ZM161 1H164V0H161ZM168 1H171V0H168ZM168 1L166 0V3H167ZM173 1H174V0H173ZM173 1H171V2H173ZM184 1H185V0H184ZM194 1H196V0H194ZM203 1H204V0H203ZM203 1H202V2H203ZM213 1H215V0H211V1L208 0L207 3H208V2H209V3H210V2L212 3ZM230 1H231V0H230ZM234 1H236V0H234ZM234 1L230 4V3H228L229 0H218V2L220 3V5H221L222 7H224V10H225L227 13H229L228 10L233 6ZM242 1H243V0H242ZM245 1H248L249 3H250V2H253V3L256 2V4H257V3H260V5L258 4V6L260 7V6L262 5L261 1H264V0H261V1L259 0L260 2H259L258 0H245ZM245 1H243V3L239 2V1H236L235 4H236V3H239L238 5L243 6L242 4L246 3V5H248L249 3L245 2ZM257 1H258V2H257ZM58 2H59V0H58ZM86 2H87V3H86ZM88 2H89V4H88ZM92 2H94V0H92ZM96 2H97V1L95 0V3H96ZM112 2H110V3H109V2H108V3L106 2V3L108 4V7H109V8L113 7L112 5L109 6V4H113ZM133 2H135V1H132L131 3H133ZM176 2H177V1H176ZM180 2H182V1L180 0ZM187 2L189 3V1H187ZM202 2H201V3H202ZM218 2L216 3L217 5H216L215 3H213V6H215V7H211V10H212L211 15H217V16L222 15V16H223V15L225 14V15H226V16L224 15L225 17H227V15L229 16L230 13L227 14V13H225V11L223 12L224 14L221 13V11H220L221 8H219L220 6H219V3H218ZM124 3H125V2H124ZM126 3H127V2H126ZM143 3H144V2H143ZM145 3H146V2H145ZM166 3H165V4L163 3V5H162L163 8H164V5H165V6H166V5H169V4H166ZM169 3H170V2H169ZM190 3L193 4L191 1H190ZM199 3H200V2H199ZM204 3L206 4V2H204ZM204 3H202V4H204ZM240 3H241V4H240ZM9 4H10V3H9ZM84 4H85V5H84ZM103 4H105V0H104V3H102V6H103ZM134 4H137V3H134ZM134 4H133V5H134ZM146 4H147V3H146ZM146 4H145V5H146ZM148 4H149V3H148ZM159 4H160V2H159ZM235 4H234V5H235ZM256 4L253 5V4L250 3V5H253V6H256ZM5 5H6V6L8 5L7 1H6V0H0V6H2V8H3ZM97 5H100V3L96 4V6H95V4L92 5V6H93V7H97ZM113 5H114V4H113ZM115 5H116V4H115ZM117 5H116V6H117ZM141 5H142V4H141ZM174 5H175V4H173V6H174ZM182 5H184L183 2H182ZM196 5H198V4H196ZM210 5H211V4H210ZM210 5H209V7H210ZM65 6H67V4H66ZM90 6H91V5H90ZM102 6H101L100 8H99V6H98V9H97V8H94L96 11H98V10L102 11V9L105 8V9L102 11L103 13L101 12L102 16H99V12H98V13H97V12L92 13V11L90 10V11H91L90 13H92L93 15H96V17H97V18L93 21V25L96 26V27L98 28V26H100V24H101V27H102L101 29H103L105 33H107V31H108L107 34H108L109 36H113V35L115 36V34H111V33H109V32H112V31H110V26L107 25L108 23L105 24L106 22L109 21L107 18H111L110 15H112V14H108V11H110V10L112 11L114 7H113L112 9H109V8L105 7L106 5H104V8H102ZM116 6H115V7H116ZM119 6H120V5H118V7H119ZM135 6H137V9L140 11V9H139L140 7H139L138 5H134V7H135ZM155 6H158V5H157V0H156V3H155ZM160 6H161V5H160ZM175 6H176V5H175ZM175 6L173 7V10H175L174 12H176V10H177L178 7H179V6H178V7L176 6L177 9H175ZM186 6H189V4H187V5L185 4V7H182V9H184V12H187V11L185 10ZM190 6H191V5H190ZM211 6H212V5H211ZM248 6H249V5H248ZM253 6H251L252 9H253ZM68 7H69V6H68ZM75 7H74V8H75ZM122 7H123V5H122ZM122 7H119V8H122ZM129 7H130V6H129ZM134 7L132 6V9H133ZM138 7H139V8H138ZM167 7H168V6H166V8H167ZM191 7H192V6H191ZM209 7H208L207 9L210 10ZM233 7H235V6H233ZM233 7H232V8H233ZM237 7H238V6H237ZM237 7H236V8H237ZM245 7H246V6L244 5L243 8L245 9ZM259 7H258L257 9L262 8V6H261L260 8H259ZM101 8H102V9H101ZM106 8L108 9V11H106ZM146 8H147V7H146ZM166 8H165V9H166ZM192 8H193V7H192ZM212 8H213V9H212ZM236 8H235V9L233 8L234 12H235ZM240 8H241V7H239L238 9H239L240 11H242ZM251 8H250V9H251ZM59 9H60V8H59ZM71 9H72V7L70 6V7H69V11H71ZM122 9H123V8H122ZM122 9H121V11H122ZM126 9H127V8H125V6H124V10H125L127 13L124 12V11H123V12H124L125 14H127V16H126L124 13H123V14H124L125 17L128 18V19H125V20H124V19L121 18V21H119V23H120V27H119V23L117 22V23H118V27L121 28L120 30L122 31L121 33H119V34H120L119 36H121V38H122V41H121V42L123 43V44L121 43V45L126 46V48H129L130 50H133V52H132L133 57H135V56L137 55L136 57L139 58L138 53H139V55H140V54L142 55V53H143V52H142V51H143V48H144V51H145L146 49H148V48L151 47V46H152V48H155V47H156V46H155L156 44L153 45V42H152V41H153L152 38H154V37H151V36H152V35H151V36H150V37H151V40L148 39V38H150V37H149V36L146 37V35H147V34L150 35L151 33L147 32V34H146V33H145L146 29H145V27H144L146 24L149 23V22H147V21H149V20L146 19V15H145V14H146V13L148 14L149 12H150V14H151L152 12L147 10V11L144 13L145 16H143V20H144V18H145L146 21L144 20L145 24H141V23L143 22L142 20H141V23H140V21H139V23H138L137 21L140 20L138 17H139L140 14H142L141 12H143L144 9H143V11L141 10V12H138V13L136 12V14H135V11H137L136 8H135L134 11L132 10V11L134 12V15H136L137 18H138V20H136V19H137L136 16H135V19H134V17H133V20H134V21L129 20V17H130V16L132 17L133 14L130 15V14L128 13V10H126ZM150 9H151V7H150ZM153 9L155 10V8H153ZM161 9H162V8H161ZM165 9H163V10H165ZM179 9H180V8H179ZM179 9H178V10H179ZM207 9H206V10H207ZM222 9H223V8H222ZM222 9H221V10H222ZM76 10H75V11H76ZM92 10H93V9H92ZM118 10H119V9H118ZM156 10H157V9H156ZM163 10H162V11H163ZM168 10H169V8H168ZM187 10H188V7H187ZM191 10H192V9H191ZM193 10H194V9H193ZM209 10H208V11H209ZM233 10L231 9V11H233ZM246 10H247V7H246ZM67 11H68V8H67V10H66V13H67ZM111 11H110L109 13H111ZM158 11H160V7H158ZM179 11H180V10H179ZM196 11H197V10H195V12H196ZM256 11H257V10H256ZM51 12H52V11H51ZM83 12H84V11H83ZM105 12H107V14H108L107 16H106V13H105ZM113 12H114V11H112V13H113ZM115 12H116V14L120 13V12H118L117 10H116ZM115 12H114L113 14H115ZM117 12H118V13H117ZM195 12H194V13H195ZM197 12H198V11H197ZM197 12H196V14H197ZM234 12H233V13H234ZM237 12H239V11L237 10ZM248 12H249V10H247V13H248ZM254 12H255V11H254ZM72 13H73V12H72ZM88 13H89V12H88ZM88 13H85L84 16H86ZM161 13L163 14V12L160 11L159 14H161ZM178 13H179V12H178ZM182 13H183V11H182ZM190 13H191V11H190ZM190 13L187 12L188 17H189V16H190V17H195V16H193L194 13H193L192 16L189 15ZM243 13H244V12L242 11V12H241V15H242ZM245 13H246V11H245ZM245 13H244V16L247 14V13H246V14H245ZM257 13H258V12H257ZM260 13H261V12H260ZM51 14H52V13H51ZM67 14H68V13H67ZM80 14H79V15H80ZM92 14H91V15H92ZM101 14H100V15H101ZM103 14L106 16V20H108V21H105V19H104V20H101V19H100V17H102V18L105 17ZM138 14H139V15H138ZM150 14H149V16H148L147 18L150 17ZM154 14H155V13H154ZM165 14H166V11H164V15H165ZM198 14H199V13H198ZM208 14H209V13H208ZM91 15L89 14V16H91ZM97 15H98V16H97ZM120 15H121V14H120ZM128 15H129V17H128ZM156 15H158V14H156ZM167 15H169L168 12H167ZM171 15H172V14H171ZM206 15H207V14H206ZM231 15H232V13H231ZM235 15H238V13H235ZM248 15H249V13H248ZM261 15H262V14H261ZM2 16H3V15H2ZM2 16H1V17H2ZM52 16H53V15H52ZM103 16H104V17H103ZM109 16H110V17H109ZM117 16H119V14H118ZM117 16H115V17H117ZM153 16H154V15H153ZM153 16H152V17H153ZM165 16H166V15H165ZM172 16H173V17H171V19H172V18L175 19V18H177V17H174V16H178V14H177V15H174V14H173ZM181 16H182V15H181ZM181 16H179V17L181 18ZM185 16H186V14L184 15V19L182 18L183 20H185V18L187 19V17H185ZM200 16H201V14H200ZM200 16L197 15L198 18H199ZM222 16H221V17H222ZM224 16H223V17H224ZM246 16H247V15H246ZM92 17L95 18V16H92ZM115 17H113V19H114ZM131 17H130V18H131ZM157 17H158V16H157ZM182 17H183V16H182ZM197 17H196V18H197ZM201 17H202V16H201ZM206 17H208V16H206ZM206 17L204 16L203 18H201V19H199V20H198V19H195V18H192V19H194V20H196V21H198V22L200 21V23H201V20L203 21V19H205ZM209 17H210V14H209ZM225 17H224V18H225ZM231 17H232V16H231ZM231 17H230V18H231ZM237 17H238V16H237ZM242 17H243V15H242ZM247 17H248V16H247ZM2 18H3V17H2ZM2 18H1V19H2ZM83 18L85 19V17H83ZM90 18H91V17H90ZM118 18H120V17H118ZM160 18H164V17H162V15H161V17H160V15H159V18H155V16H154V19L156 20L155 23H157V24L160 23V20H161ZM213 18H214V16H213ZM219 18H220V17H219ZM227 18H228V17H227ZM52 19H53V18H52ZM131 19H132V18H131ZM159 19H160V20H159ZM164 19L166 20V17H165ZM190 19H191V18H190ZM222 19H223V18H222ZM228 19H229V18H228ZM242 19H243V18H242ZM252 19H253V18H252ZM6 20H7V19H6ZM85 20H87V19H85ZM118 20H119V19L116 18V19L113 20V21L116 22V21H118ZM135 20H136V21H135ZM158 20H159V21H158ZM165 20H163L164 22H162V23H164L165 25H167V24L165 23ZM175 20H176V19H175ZM175 20H173L172 22H175ZM188 20H189V19H188ZM194 20H189V21H194ZM208 20H210V18H209ZM211 20L213 21L212 18H211ZM214 20H215V19H214ZM216 20L218 21V19H216ZM223 20H224V19H223ZM223 20H222V23H223ZM247 20H248V18H247ZM2 21H3V20H2ZM110 21H111V19H110ZM152 21L154 22V20L151 19V26H153V24H154V23L152 24ZM161 21H162V20H161ZM166 21H168V19H167ZM170 21H171V20H169V22H170ZM181 21H182V20H180L179 22H181ZM205 21H206V19H205ZM219 21H221V20H219ZM224 21H225V20H224ZM231 21H233V20H230V19H229L228 21H225V22L229 23V22H231ZM234 21H235V20H234ZM245 21H246V20H245ZM245 21H243V22H245ZM5 22H6V21H5ZM5 22H2V23H5ZM75 22H76V20H75ZM75 22H74V24H75ZM89 22H90V21H89ZM136 22H137V23H136ZM146 22H147V23H146ZM177 22H178V18H177V20H176V23H177ZM246 22H247V21H246ZM14 23H15V21H14ZM117 23H116V25H117ZM170 23H171V22H170ZM184 23H185V21H184ZM191 23H194V22H191ZM204 23H205V22H203V24H204ZM207 23H208V22H207ZM207 23H206V24H207ZM213 23H214V22H213ZM216 23H217V22H216ZM219 23H221V22H219ZM227 23H226V25H228ZM234 23H235V22H234ZM236 23H237V20H236ZM239 23H240V22H238L237 24L239 25ZM16 24H17V23H16ZM62 24H63V22H62ZM102 24H103V25H102ZM111 24H113V22H112ZM114 24H115V23H114ZM157 24H156V25H157ZM173 24H174V23H173ZM179 24H180V23H178L177 28H174V29H176L177 31L180 30V29L178 30ZM181 24H182V22H181ZM181 24H180V26H181ZM186 24H188V23H185V26H186ZM189 24H190V23H189ZM195 24H196V23H195ZM217 24H218V23H217ZM224 24H225V23H224ZM224 24H220V25H224ZM237 24H233V25H236V26H237ZM246 24H247V23H245V25H246ZM91 25H92V22H91ZM159 25H160V24H159ZM171 25H172V24H171ZM175 25H176V24H175ZM175 25H174V26H175ZM193 25H194V24H192L191 27H192ZM198 25H200V28H199ZM198 25H196V26H198V29H201V27L203 26L202 24H198ZM207 25H208V24H207ZM209 25H212V26H213V25H215V24H211V23H210ZM240 25H241L240 27H242V29H243V26H242L241 23H240ZM245 25H244V26H245ZM72 26H73V25H72ZM113 26H114V25H113ZM147 26H148V25H147ZM147 26H146V28H147V31H148V27H147ZM162 26H163V25H162ZM168 26H169V27H168ZM168 26H166V27H168V28L170 29V31H172L171 28H170L171 26L169 25V23H168ZM172 26H173V25H172ZM174 26H173V27H174ZM188 26H189V25H188ZM194 26H195V25H194ZM215 26H216V25H215ZM149 27H150V25H149ZM160 27H161V26H160ZM166 27H165V28H166ZM181 27H182V26H181ZM186 27H187V26H186ZM191 27H190V29H191ZM203 27H206V25H204ZM203 27H202V29H204ZM208 27H209V26H208ZM237 27H238V26H237ZM237 27H234V26H233V28H232V26H231L230 28L234 29V28H237ZM240 27H239V28H240ZM69 28H70V27H69ZM69 28H68V29H69ZM97 28H96V29H97ZM163 28H164V27H162V31L165 30V28H164V29H163ZM182 28H184V27H182ZM195 28H196V27H194L193 29H195ZM214 28H215V27H214ZM216 28H218V27H216ZM220 28H221V27H220ZM222 28L224 29V27H222ZM222 28H221V29H222ZM230 28H229V29H230ZM239 28H237V29L239 30ZM169 29H167V30L169 31ZM172 29H173V28H172ZM187 29H188V27H187ZM190 29H189V30H190ZM198 29H197V31H202V30H198ZM209 29H210V28H209ZM221 29H219L218 31H216V33H215V31H213V33L218 35L217 32L222 33V32H220ZM232 29H231V31H234V32L236 31L235 29H234V30H232ZM103 30H101V31H103ZM167 30H166V31H167ZM213 30H215V29H213ZM244 30H245V28H244ZM244 30H243V31H244ZM96 31H97V30H96ZM170 31H169V32H170ZM190 31H191V32L194 31L193 33H191V36L198 35V32L195 33V30H190ZM190 31L187 32L189 35H190ZM225 31H226V30H225ZM231 31L228 30L229 33H230ZM243 31H242V32H243ZM75 32H76V31H75ZM75 32H74V33H75ZM163 32H164V31H163ZM173 32H174V31H173ZM179 32H180V31H179ZM185 32H186V31H184V34H186ZM206 32H209V31L207 30ZM226 32H227V31H226ZM226 32H225V33H226ZM228 32H227V33H228ZM242 32H240V34H239L240 36H241V33H242ZM112 33H113V32H112ZM115 33H116V32H115ZM143 33L146 34V35L143 36V38L146 37V39H148L149 41H151V43L149 42V44H150V46L148 45L149 47H146V46L144 47V46H143V45H145L146 41H148V40H145V39H144V40H145V43L142 42V40H143V38H142ZM167 33H168V32H165L164 34L166 35ZM170 33H171V32H170ZM175 33H176V31H175ZM194 33H195V34H194ZM199 33L202 34V32H199ZM204 33H205V32H203V34H204ZM211 33H212V31H211ZM211 33H209V34L211 35ZM225 33H224V35H223V34H222V35H223V36H226ZM235 33H236V37H235V38H237V37H238V36H237V35H238V34H237L238 32L236 31ZM235 33L232 34V32H231V34L233 35V36H231V38H232V37H233V38H232V39L229 38L230 41H233V39H234V34H235ZM110 34H111V35H110ZM214 34H212V36H213ZM242 34H244V32H243ZM30 35H34V33L31 32ZM30 35H29V36H30ZM116 35H117V33H116ZM160 35H161V34H160ZM170 35H171V34H170ZM189 35H188V36H189ZM222 35L217 36L216 38L219 39ZM229 35H230V34H229ZM229 35H228V36H229ZM14 36H15V35H14ZM119 36H118V37H119ZM140 36H141V37H140ZM162 36H163V35H162ZM171 36H172V35H171ZM183 36H184V35H183ZM199 36H201V37L204 36L203 38H206V39H207V37H208V35H207V37H205L206 34H205V35H199ZM228 36H226V37H228ZM249 36H250V35H249ZM251 36H252V35H251ZM30 37H31V36H30ZM30 37H28V38L30 39ZM32 37H33V36H32ZM118 37H117V38H118ZM196 37H198V36H196ZM196 37H195V38H196ZM209 37H210V36H209ZM226 37H223L224 40L226 39ZM159 38H160V37H159ZM159 38H158L157 40H159V41H161V42H162V40H164L163 42H165V39H166V42H168V44L171 43V45H172V43H173V42H171V40L168 41V38H169L168 35H167V36H164V39H162V40H161V38H160V39H159ZM162 38H163V37H162ZM192 38H193V37H192ZM192 38H191V37L189 38V39H190V42H191ZM199 38H200V37H198V41H199ZM210 38L214 39L215 37H214V38H213V37H210ZM210 38H209V39H210ZM242 38H243V37H242ZM31 39H32V38H31ZM118 39H119V38H118ZM123 39H124V42H125V43L123 42ZM181 39H182V38H181ZM206 39H201V40H203V41L208 45L209 42H207V41H209V40L206 41ZM212 39H211V40H212ZM217 39H216V40H217ZM251 39H252V37H251ZM251 39H250V40H251ZM43 40H44V39H43ZM119 40H120V39H119ZM144 40H143V41H144ZM221 40H222V39H221ZM224 40H223V41H224ZM236 40H237V39H236ZM240 40L242 41L241 38H240ZM248 40H249V39H248ZM248 40H247V42H248ZM250 40H249V41H250ZM173 41H174V39H173ZM196 41H197V40H196ZM214 41H215V40H213V42H214ZM217 41H219L218 43H220V40H217ZM225 41H226V40H225ZM225 41H224V42H225ZM227 41H229V40L227 39ZM227 41L225 42V44L227 43ZM38 42H39V41H38ZM43 42H44V41H43ZM119 42H120V41H119ZM154 42H156L155 39H154ZM163 42H162V43H163ZM190 42H189V41H188V43L186 42L187 44H189L188 48H189V47H192L191 49H192V50L194 49V51H196L197 54H198V52H199V53L202 52V53L198 54L200 57H202L203 55H201V54H203V52H205V50H206V49H203V48H205V46H207V45H205V46L203 47V46L201 45V44L203 43L202 41H200V42H202L201 44H200V42H199V43L197 42L200 46H202V48H200V49L204 50V51H201V50L197 51V47H198L199 45H198L197 43H195V42L192 41L193 43H195V45H194V46H196V48H195L194 46H191V45H190V44H193L192 42H191V43H190ZM213 42H212V44H213ZM221 42H222V41H221ZM224 42H223V43H224ZM242 42H243V41H242ZM247 42H246V43H247ZM7 43H8V42H7ZM48 43H49V41L47 40V43H45V44L47 45ZM137 43L139 44L138 46L136 45ZM141 43H142V44H141ZM147 43H148V42H147ZM147 43H146V44H147ZM210 43H211V42H210ZM214 43H215V42H214ZM216 43H217V42H216ZM216 43H215V45L217 46ZM223 43H222V44H223ZM229 43H230V42H229ZM239 43H240V45H241V42H240V41H239ZM124 44H125V45H124ZM140 44L143 46V48H142V46H141ZM168 44L163 43V45H162V46H163V50H164V48H165V49L167 48L166 45H168ZM184 44H185V43H184ZM184 44H183V45H184ZM244 44H245V42H244ZM22 45H23V43H22ZM33 45H34V43H33ZM135 45H136L137 47L140 46V50H138V48H137V49H134V48H135ZM157 45H158V44H157ZM160 45H161V44H160ZM164 45H165L166 47H165ZM203 45H204V43H203ZM209 45H211V44H209ZM218 45H219V44H218ZM227 45L229 46V44H227ZM242 45H243V44H242ZM251 45H252V44H251ZM251 45H250V46H251ZM24 46H25V45H24ZM36 46H37V45H36ZM154 46H155V47H154ZM172 46H173V45H172ZM176 46H177V45H176ZM200 46H199V47H200ZM222 46H223L224 48H222ZM222 46H221V43H220V45L216 47L217 49L220 48V50H219V49L217 50V51H219V52H218L219 54L217 53L218 56L223 54V52L220 54V51H223V49L225 50L226 47H227V49H228V46H226V45L224 46V44H223ZM252 46H253V45H252ZM252 46H251V47H252ZM13 47H14V46H13ZM158 47H159V46H158ZM158 47L155 48V51H153L154 49L151 50L152 48H151V49L149 48L150 50H148V51L146 50L147 53H148V57H149V55H150L151 58H153L152 56H157V55H154V54H156V50H158ZM170 47H171V46L169 45V48H170ZM186 47H187V46L184 47V50H185V49H186V50L188 49V48H186ZM208 47H209V48H211V47L213 48V45L208 46ZM208 47H207V48H208ZM229 47H230V46H229ZM245 47H246V45H245ZM248 47H249V45H248ZM17 48H19V47H17ZM21 48L23 49V47H21ZM24 48H26V46H25ZM33 48H35V46H34ZM124 48H125V47H124ZM126 48H125V49H126ZM174 48H175V46H174L173 48L171 47V49H174ZM177 48H178V46H177ZM212 48H211V52H210V53L208 52L209 49H207L206 51L208 52V54H210V55L213 56V55H216V54H214L215 52L212 53ZM221 48H222V50H221ZM44 49H45V48H44ZM171 49H168V53L171 51ZM178 49H179V48H178ZM195 49H196V50H195ZM227 49L225 50V51H226L225 55H227V54L229 55V54H230V56H231V53H232V50H233V49L231 50V48H230L231 53H227ZM127 50H128V49H127ZM159 50H160V51H163L162 49H159ZM181 50H182V49H181ZM228 50H229V49H228ZM242 50L244 51V49H242ZM4 51H5V50H4ZM21 51H22V50H20V52H21ZM50 51H51V50H50ZM53 51H55V50L53 49ZM53 51H52V52H53ZM128 51H129V50H128ZM139 51H141V52H139ZM146 51H145V52H146ZM150 51H153L154 53H153V52H150ZM173 51H175V50H173ZM194 51H193V52H194ZM243 51H242V52H243ZM25 52H26V51H25ZM149 52H150V54H149ZM158 52H159V51H158ZM165 52H166V54H165ZM171 52H172V51H171ZM171 52H170V53H171ZM175 52H176V51H175ZM186 52H188V51H185L183 55H186V56H187L188 53L185 54ZM193 52H192V53H193ZM250 52H251V51H250ZM55 53H56V52H55ZM55 53H54V54H55ZM162 53H163V56H162L163 58H165L164 54H165L166 56H167V55L169 56V55H172V54H173V53H172V54H168V53H167V50L164 51V52H162ZM177 53H178V52H177ZM189 53H191V52H189ZM192 53H191V54H192ZM23 54H25V53L23 52ZM23 54H22V55H23ZM41 54H42V53H41ZM56 54H57V53H56ZM144 54L147 55L146 53H144ZM151 54H152V55H151ZM160 54H161V52H160ZM160 54H159V55H160ZM197 54H194V59H193L195 65L198 64L197 60H195V59L198 58V61H200V63H201V62L203 61L202 59L206 60V58H207V56H208L207 53H205L207 56L204 55L205 57L203 56L202 59L200 58V59L202 60V61H201V60H199V57H197ZM243 54H245V52H243ZM243 54L241 53L242 56H243ZM246 54H247V53H246ZM43 55H45L44 51H43ZM43 55H42V57H43ZM92 55H93V54H92ZM180 55H181V54H180ZM192 55H193V54H192ZM192 55H190V56H192ZM210 55H209V56H210ZM223 55H224V54H223ZM223 55H222V56H223ZM234 55H237V52H236V53L234 52ZM234 55H233V57H234ZM241 55H240V54H239V56L237 55L238 58H239ZM34 56H35V55H34ZM37 56H38V55H37ZM90 56H91V54H90ZM94 56H95V54L93 55V57H94ZM168 56H167L166 58H168ZM186 56H185V57H186ZM212 56H211V57H212ZM222 56H221V58L225 57V56H223V57H222ZM45 57H46V55H45ZM45 57H44V58H45ZM49 57H50V56H49ZM88 57H89V55L86 57V60H90V62H91V59H90L91 57H89V58H88ZM95 57H96V56H95ZM140 57H142V56H140ZM148 57H145V58H148ZM150 57H149V58H150ZM157 57L160 58V60H161V56H157ZM172 57H173V55L170 56V58H172ZM175 57H176V54H175ZM180 57H181V56H180ZM195 57H196V58H195ZM211 57H210V58H211ZM245 57H246V56H245ZM58 58H59V56H58ZM87 58H88V59H87ZM149 58H148V59H149ZM151 58H150V61H151ZM154 58H155V57H154ZM154 58H153V59H154ZM158 58L154 59L157 63H158V61H159V60L157 61ZM163 58H162V59H163ZM166 58L163 59V60H164V61H163L164 63H165V61L167 62V59H166ZM173 58H174V57H173ZM182 58H183V57H182ZM213 58H214V57H213ZM221 58L218 59L217 57H215V59H217L218 62H219V61L221 62ZM238 58H237V60H238ZM243 58H244V57H243ZM10 59H12V58H10ZM54 59H55V58H54ZM142 59L144 60V58H142ZM176 59H178V57H176ZM179 59H180V58H179ZM183 59H184L183 62L185 63V64H183V67L180 68V66H182V65L179 66V64H178L179 67H176L175 70H177V68H180V69L182 70V68L184 69V65L187 66V65H186V61H185V58H183ZM183 59H182V60H183ZM186 59L188 60V56L186 57ZM190 59H191V57H190ZM208 59H209V58H208ZM211 59H212V58H211ZM215 59L212 60V61H210V62L208 61L209 63H208V62H207V63H208L209 65L211 64V62H212V64H214L213 62H214V61H217V60H215ZM234 59H236V58H234ZM240 59L242 60V58H240ZM1 60H4V58H3V55L0 54V62H1ZM39 60H40V59H39ZM92 60H93V58H92ZM145 60H147V59H145ZM191 60H192V59H191ZM193 60H192L191 62H193ZM241 60H240L239 62H241ZM35 61H36V60H35ZM54 61H55V60H54ZM177 61H179V60H177ZM188 61L190 62V60H188ZM45 62H46V60H45ZM50 62H51V61H50ZM68 62H69V61H68ZM86 62H87V61H86ZM90 62H89V64H90ZM156 62H155V63H156ZM159 62H162V60L159 61ZM168 62L171 63V59H170V61H168ZM168 62H167V63H168ZM174 62H175V61H174ZM174 62H173V64H174ZM191 62H190V64H189V66L191 65ZM220 62H219V63H220ZM239 62H237V63H239ZM263 62H264V61H263ZM6 63H7V62H6ZM95 63H96V62H95ZM178 63H179V62H178ZM200 63H199V64H200ZM202 63H205V64H203V65L201 64V68H202V70H204V71H205V70L208 71V70L205 69V67H204V65H206L207 63H206V62H202ZM216 63H217V62H216ZM243 63H244V62H243ZM259 63H260V62H259ZM35 64H36V63H35ZM40 64H41V63H40ZM49 64H50V63H49ZM73 64H74V63H73ZM158 64H160V63H158ZM162 64H163V63H162ZM176 64H177V62H176ZM180 64H181V63H180ZM199 64H198L197 66H199ZM212 64H211L210 66L208 65L209 70H211L210 67L213 68V66L215 65V64H214V65H212ZM241 64H242V62H241ZM254 64H256L255 62H254L252 65H253V66H256V65H254ZM10 65H11V64H10ZM20 65H21V64H20ZM36 65H37V64H36ZM36 65H35V66H36ZM47 65H48V63H47ZM50 65H53V64H50ZM54 65H55V64H54ZM56 65H57V64H56ZM69 65H70V63H69ZM71 65H72V64H71ZM195 65L190 66V68H189V66H188L189 70H190L191 68L194 69V66H195ZM252 65H251V66H252ZM261 65H263V64H261ZM30 66H31V65H30ZM160 66H161V64L159 65V67H160ZM202 66H203V67H202ZM216 66L218 67L217 71L219 70L218 72H220L219 64L217 63V64L215 65V67H216ZM221 66H222L221 70H223V65H221V63H220V67H221ZM241 66H242V65H241ZM243 66H244V67H243L242 69L245 68V64H244ZM257 66H259V65L257 64ZM257 66H256V67H257ZM33 67H34V66H33ZM39 67H40V65H39ZM57 67H58V65H57ZM172 67H173V65H172ZM208 67H207V68H208ZM256 67H255V68H256ZM261 67H262V66H261ZM164 68H165V66H164ZM167 68H168V66H167ZM185 68H187V67H185ZM35 69H36V68H35ZM160 69H161V68H160ZM180 69H179V70H180ZM193 69H192V70H193ZM247 69H248V70H247ZM247 69H245V70H247V72H249V67H248V66H247ZM1 70H2V69H1ZM5 70H6V69H5ZM5 70H4V72H5ZM181 70H180V71H181ZM200 70H201V69H200ZM245 70H243V72H244V76H243V78L245 77V75L247 76V74H246L247 72L245 73ZM251 70H253V67H251ZM20 71H21V70H20ZM64 71H65V70H64ZM184 71L187 73V72H188V69H186V70L184 69ZM184 71H183V73H184ZM190 71H191V70H190ZM204 71H203V72H204ZM212 71H213V69H212ZM217 71H216V72H217ZM254 71H255V69H254ZM257 71H258V68H257V70H256V73H257ZM37 72H38V71H36L35 73H37ZM177 72H179V71H177ZM194 72H195V71H194ZM198 72H200V71H198ZM243 72H242V73H243ZM252 72H253V71H252ZM258 72H260V70H259ZM262 72H263V74H264V71H263V70H262ZM35 73H32V74L37 75V74H35ZM50 73H51V72H50ZM65 73H66V72H65ZM209 73H210V71H209ZM250 73H251V71H250ZM256 73H251L252 75L250 74V75L252 76V81H251L250 79H246V80H248V81L250 80V81H249L250 83L254 82L255 80H253V79L257 78L256 76H258V74H257L256 76L254 75V74H256ZM184 74H185V73H184ZM190 74H191V72H190ZM248 74H249V73H248ZM46 75H47V74L45 73V76H46ZM59 75H60V74H59ZM75 75H76V74H75ZM186 75H187V74H186ZM242 75H243V74H242ZM242 75H241V76H242ZM250 75H248V76H250ZM253 75H254V76H253ZM259 75H260V74H259ZM261 75H262V74H261ZM8 77H9V76H8ZM8 77L5 76L4 78H8ZM32 77H33V75H32ZM79 77H80V76L75 77L74 75H69V74H64V75H62V74H61L60 76H55L54 78H51L50 80H48L49 82H47V87H48L49 89L46 88V86L43 85L44 88H42V89L40 90V94H39L40 96H38L39 99L37 98V100H34V99H33L34 101H32V100L29 101V102H33V104L30 103V104H32V106L30 107V110H29V113H28V114H26L25 111H24V113H21V114L10 115V118H11V124H10V125H11V127H10V130H9V133H8L9 135L6 136V140H5V138H4V140L6 141V143H4V141H3L4 144H2V145L0 144V170H1V169H2V170L4 169L5 171H6V170H7V171L9 170V171H11V172H9V173H12V172H13V173H15V174H17V175H19L20 173L23 172L24 176H26V174H25L26 172L29 173V171H31V172H32V171H35L34 173L38 174V177H36V174H35V176H34L33 178L36 177L35 179H36V180H39V182H40V179H42V180H41L42 185H39V184H38V181H37V186L39 185L38 187H40V189L38 188L39 190H37V187H35L36 190L39 191V193L36 192L37 195H35V193H34L35 191H32V190H33L32 188H34V187H32V186H33L32 183L30 184V185H32V186H30V187H31V191L34 193V195L37 196V197H39L38 195H40V191H41V193H42V196H43V195H46V194H43V192H46V193L49 192L47 195L49 196L50 194H52V195H51L52 198H53V195H54V196H57V195H58L57 197H55V199H56V198H57V199L59 198V199L57 200V202H58V201H59V202L61 201L60 203H61V205H62V203H63V205L61 206L60 203H59L58 206H56L57 203H56V205H55V203H54L53 205H55V206H54V207L52 206V207H53L55 210H54V209H52V210L50 209V210H51V211L54 210V211L57 212V211H58L57 209H59L60 207H62L61 210H63V207H64V212L62 211L63 214H60L61 212L58 211L57 214L59 213V215H57L56 212L53 214V215H56V217H55V216H54V217H53V216H52V217H50V216L48 217V216L46 215L47 213H46L45 210H44L45 213H44V212H43V213L45 214V216H46L47 219H46V218L44 217V215L42 214V217L45 218V219L43 220V218H42L41 220H43V221L46 220L45 222H43L44 225H45V224L48 225V226H46V228H44V229H46V230H47V229L49 230V228H48L49 226H51V228H53L54 230H56V229L58 230V229H59L60 232H61V230L64 231V229H65V230H66V229L68 230L69 228L72 229V227H74L75 229L73 228V230H75V231L72 230V231L75 233V234H74V235H75L74 238H76L74 245L76 244V242L78 243L79 241H80L81 243H82V242L84 243L85 240L81 241V239H84V238H85V239H86V238L88 239V237H89L90 239H88V240H92L91 238L94 237V236H93L94 234H93V235H92V234H89V236H88V229H87V227H89V226H86L85 223H84V221L87 222V220H89V219L85 220V219H82V218H83V217H87V218H89V217H90L89 215L92 216V213H93L95 210H96V211L98 210L96 206H95L96 209H93L94 206L92 207V206L90 205V206H91V210L89 211V209H90V207H88L89 203H91V204L93 203L94 205H97V204H98V208L101 207L102 203H104L102 196H103V193H105V192H103L102 189L106 186V185H105V184H106L105 181H107L108 179H110V177H108V176H107L108 179L102 177L103 179H106V180L104 181V182H105L104 184H103V182H100V181H99V182L97 181V183H96L95 180H93V181H91V183H89L90 180L87 181V178L85 177V179L82 180V181H84L83 183L85 184V185H83V184L81 183L82 181H80V178L82 177V175H81L80 177H78V180H79V181L77 180V177H76V179H75V177L73 176V175L76 176V174H77V172H76V174H75V171L73 172V168H71V166L73 165V163H72L71 166H68V165H67V162L70 163V164H71V162H72V158H71V157H72V154H73V156H75V158H77V157H81V156L74 155V153H73L74 150L72 151V153H71L70 155H69V152H68V153H65V154H58V152L61 151V150H59V151L57 152V151H55L54 149H53V150H54V153H52V151H53V150H52V143H51V141H48V139H46V138L48 137L47 134H46V136H45V132L48 133V134L51 132V131L48 132V129H47V131H46L45 123L47 124V126H46L47 128H49L48 126H52V125H49L47 122H48L49 120H51V119L53 120V117H51V116H54V115H52L53 113L50 114L49 116H48L47 113H45L46 110H47V109L45 110V108H47L46 106H47V104H48L47 101H49V99H50L52 96L59 97V98H60V96L65 97L64 95H66L65 93H67V92H65V91H66V88L69 87L70 85H80L81 83L83 84V82L85 81V79H84V78L81 79L82 76H81L80 78H79ZM254 77H255V78H254ZM259 77H260V76H259ZM259 77H258V78H259ZM36 78H37V77H36ZM247 78H248V77H247ZM250 78H251V77H250ZM34 80H35V79H34ZM36 80H37V79H36ZM256 80H257V79H256ZM5 81H6V80H5ZM20 81H21V80H20ZM257 81H258V80H257ZM257 81H255V82H257ZM259 81H260V80H259ZM263 81H264V79H263L260 83L262 84ZM1 83H2V82H1ZM260 83H259V84H260ZM8 85H9V84H8ZM86 85H87V84H86ZM100 85H101V84H100ZM20 86H21V85H20ZM38 86H39V85H38ZM92 86H93V85H92ZM263 86H264V85H263ZM73 87H74L75 89H77L76 86H73ZM8 88H9V91H10L11 88H10L9 86H8ZM29 88H30V87H29ZM29 88H28V89H29ZM70 88L72 89V87H70ZM91 88H92V87H91ZM17 89L20 90V88H17ZM68 89H69V88H68ZM75 89H74V91H75ZM7 91H8V90H7ZM7 91H5V92L7 93ZM14 92H15V89H14ZM32 92H33V91H32ZM64 92H65V93H64ZM70 92L72 93V91H70ZM70 92H68V93H70ZM73 93H74V92H73ZM11 94H12V92H11ZM17 95H18V93H17ZM107 95H108V94H107ZM110 95H111V94H110ZM76 96H78V95H76ZM113 96H114V95H113ZM66 97H67V95H66ZM116 97H117V96H116ZM118 97H120V96L118 95ZM125 97H126V96H125ZM140 97H141V96H140ZM23 98H24V97H23ZM29 98H30V97H29ZM52 98H53V97H52ZM114 98H115V97H113V99H114ZM129 98H130V97H129ZM131 98H132V97H131ZM134 98H135V97H134ZM136 98H139V97H136ZM136 98H135V99H136ZM30 99H32V98H30ZM61 99H62V98H61ZM61 99H59V100H61ZM64 99H66V98H64ZM64 99H63V101H65V102L68 100V99H67V100H64ZM108 99H109V98H108ZM108 99H107V100H108ZM140 99H141V98H140ZM3 100H4V99H3ZM13 100H14V99H13ZM28 100H29V99H28ZM50 100H51V99H50ZM52 100L54 101L55 99L53 98ZM129 100L131 101V99H129ZM136 100H138V99H136ZM136 100H135V101H136ZM145 100H146V99H145ZM152 100H153V99H152ZM53 101H52V102H53ZM61 101H62V100H61ZM63 101H62V102H63ZM122 101H123V100H122ZM132 101H133V100H132ZM135 101H134V102H135ZM146 101H147V100H146ZM24 102H26V100H25ZM54 102H55V101H54ZM56 102H57V101H56ZM59 102H60V101H59ZM62 102H61V104H62ZM74 102H75V101H74ZM138 102L141 103V102H144V100L141 99V101H137V103H138ZM63 103H64V102H63ZM76 103H77V102H76ZM167 103H168V102H167ZM24 104H25V103H24ZM27 104H28V102H27ZM133 104H134V103H133ZM135 104H136V102H135ZM148 104H149V103H148ZM153 104H154V103H153ZM56 105H57V104H56ZM59 105H60V104H59ZM65 105H66V104L64 103V106H63V105H61V106L65 107ZM109 105H110V104H109ZM109 105H108V106H109ZM111 105H113V104H111ZM120 105H121V103H120ZM129 105H130V104H129ZM129 105H128V106H129ZM138 105H139V104H137V106H138ZM146 105H147V104H146ZM151 105H152V104H151ZM154 105H158V104H154ZM161 105H162V104H161ZM164 105H165V104H164ZM170 105H172V104H170ZM198 105H199V104H198ZM50 106H51V105H50ZM57 106H58V105H57ZM132 106L134 107L135 105H132ZM158 106H159V105H158ZM158 106H157V107H158ZM200 106H201V105H200ZM44 107H45V108H44ZM112 107H113V106H112ZM138 107H139V106H138ZM140 107H141V104H140ZM140 107H139L138 109H140ZM162 107H164V106H162ZM166 107H168V106H166ZM49 108L51 109V107H49ZM54 108H55V110L57 109V108L54 106V107L52 108L53 111H54ZM58 108H61V107L59 106ZM127 108H128V107H127ZM141 108H143V107H141ZM144 108H145V106H144ZM146 108H147V107H146ZM168 108H169V107H168ZM113 109H114V108H113ZM125 109H126V108H125ZM151 109H153V108L151 107ZM161 109H162V108H161ZM164 109H165V108H164ZM210 109H211V108H205V109H204L205 111L203 110V112H201V113H204V115H206V117L208 118V114H210L211 112H214V109H212V111H211ZM141 110H142V109H141ZM153 110H155V109H153ZM153 110H152V111H153ZM158 110H159V109H158ZM167 110H169V109H167ZM167 110H166V111H167ZM178 110H181V108H180V109L178 108ZM192 110H193V109H192ZM206 110H209V113H208ZM44 111H45V112H44ZM57 111H59V109H58ZM109 111H110V110H109ZM124 111H125V110H124ZM135 111H136V108H135ZM135 111H133V112H135ZM142 111H143V110H142ZM148 111H149V110H148ZM150 111H151V110H150ZM155 111H156V110H155ZM172 111H173V110H172ZM196 111L198 112V109H197ZM201 111H202V110H201ZM100 112H101V111H100ZM110 112H111V111H110ZM136 112L139 113L140 110H139V111L137 110ZM146 112H147V111H146ZM153 112H154V111H153ZM159 112H160V111H159ZM162 112H163V111H162ZM164 112H165V111H164ZM164 112H163V113H164ZM184 112H185V115H186L188 111H184ZM58 113H59V112H58ZM60 113H61V111H60ZM103 113H104V112H103ZM105 113H106V112H105ZM112 113H113V112H112ZM129 113H130V112H129ZM141 113H142V112H141ZM149 113H150V112H149ZM156 113H158V112H156ZM163 113H162V114L160 113V114L163 115ZM178 113H179V112H178ZM193 113H194V112H193ZM195 113H196V112H195ZM201 113L196 114V116L198 115L200 119H202L201 116L203 115V114L201 115ZM207 113H208V114H207ZM82 114H83V113H82ZM109 114H111V113H109ZM113 114H115V112H114ZM113 114H111V118L109 117V115L107 116L106 114H105V115H103V114H102V115H101V114H98L97 116H96V114H95L96 117H95V116L92 117V116L90 115V116H91V119H88V118H87L88 116H77V117H75V118L73 119V121L71 122V127H70V129H69V130H70V132H69V136H70V138H71V139L74 141V143H75V146H74V149H75V151H76L75 154L80 153V152L83 151L84 149H85V150H84L83 152L85 153L86 149L88 150L89 148H91V150H93V152L95 153V155H94V159H95V161H94V162H90L91 157L89 158V157H88L89 155L84 157V155H86V154H84V153L82 152V153H83V155H82L83 157H81L82 160H84L83 158H87V157H88L87 159H89V160L86 159L87 161H84V164H85V165H83V166H84L85 169H89V168H91V167L93 166V164H94L96 161H101L100 158L104 157V156L101 157V155H102L103 152H102V153L100 152V149H102L101 146H100V144L103 145V144H105L106 142H107L108 145L110 144L108 150H110L111 152H112V151H115V150L119 151V149L122 148V146H121V145H122V141L124 140V138L126 139V137L123 136V137H122V138H123L122 141H121L120 139H121V136L124 135V132H123V131H124L125 129H123V130L120 129V128L123 127V126L121 127V125H122L123 123H119V122H120V121H119L120 119L118 120L119 122L116 121V117H117V116H114ZM139 114H140V113H139ZM153 114H155V113H153ZM160 114H158V115H160ZM164 114H165V113H164ZM166 114H167V113H166ZM166 114H165V115H166ZM172 114H173V113H172ZM174 114H176V113H174ZM180 114H181V113H180ZM189 114H190V113H189ZM191 114H192V113H191ZM191 114H190V115H191ZM211 114H213V113H211ZM211 114H210V117H211ZM60 115H61V114H60ZM60 115H59V117H60ZM83 115H84V114H83ZM85 115H86V114H85ZM112 115H113V117H112ZM117 115H119V112H118ZM134 115H136V114L134 113ZM143 115H144V114H143ZM158 115H157V116H158ZM165 115H164V117H166ZM168 115H169V114H168ZM178 115H179V114H178ZM192 115H193V114H192ZM204 115L202 116L203 119L206 118ZM214 115H215V116H214ZM55 116H56V113H55ZM90 116H89V118H90ZM106 116L109 117V120H112V121H111V122H110L109 120L105 121V120H106ZM127 116H128V115H127ZM127 116H126V117H127ZM130 116H132V115H130ZM136 116H137V115H136ZM141 116H142V115H141ZM146 116H147V115H146ZM155 116H156V115H155ZM173 116H174V115H173ZM196 116L193 115V117H196ZM50 117H51V118H50ZM56 117H57V118L54 117V118H55V119H54V120H55L54 123H57V122L60 123V118H59L58 116H56ZM85 117H86V118H85ZM118 117H120L121 119H123L122 116H118ZM118 117H117V118H118ZM133 117H134V116H133ZM138 117H140V116H138ZM138 117H137V118H138ZM158 117H159V116H158ZM174 117H175V116H174ZM182 117H184V116H182ZM193 117H192V118H193ZM212 117H216V114L214 113ZM114 118H115V119H114ZM124 118H125V117H124ZM140 118H141V117H140ZM140 118H139V120H140ZM153 118H154V117H153ZM156 118H157V117H155V120H156ZM168 118H169V117H168ZM172 118H173V117H172ZM177 118H178V117H177ZM179 118H180V117H179ZM187 118H188V117H187ZM187 118H186V119H187ZM192 118H191L190 121H192ZM196 118H197V117H196ZM132 119H133V118H132ZM132 119L130 118V120H132ZM134 119H135V118H134ZM151 119H152V118H151ZM164 119H165V118H164ZM164 119H162V122L164 121ZM166 119H167V118H166ZM200 119H199V121H200ZM1 120H3V119L1 118ZM54 120H53V121H54ZM113 120H114V121H113ZM139 120H138V123H139ZM177 120H178V119H177ZM204 120L207 121V119H204ZM133 121H134V120H133ZM135 121H136V119H135ZM144 121H145V120H144ZM186 121H189V120H186ZM190 121H189V122H190ZM194 121H195V118H194ZM199 121H198V122H199ZM205 121H204V122H205ZM208 121H209V120H208ZM126 122H127V120H126ZM164 122H165V121H164ZM167 122H168V121H167ZM177 122L179 123V120H178ZM189 122H188V123H189ZM196 122H197V119H196ZM198 122H197V123H198ZM200 122H202V121H200ZM200 122H199V126H198V124L196 123V124H197V125H196L197 127L200 128V124L202 125V124H205V123H206V126H207V123H208V122H205V123H203V122L200 123ZM54 123L52 122V124H53V127L51 128L52 130L55 128V127H54V126H55ZM151 123H152V122H151ZM184 123H185V122H184ZM50 124H51V123H50ZM146 124H148V122H147ZM152 124H153V123H152ZM185 124H186V123H185ZM66 125H68V124H66ZM107 125H108V126H107ZM127 125H128V124H127ZM141 125H142V124H141ZM141 125L139 124V126L142 128ZM175 125H176V124H175ZM193 125H194V127H196L195 124H193ZM58 126H59V125H58ZM64 126H65V124H64ZM182 126H183V125H182ZM186 126H187V125H186ZM208 126H209V125H208ZM208 126H207V127H208ZM0 127H2V126H0ZM124 127H125V126H124ZM124 127H123V128H124ZM129 127H130V126H129ZM146 127H148V126H146ZM179 127H180V125H179ZM191 127H192V126H191ZM194 127H193V128H194ZM197 127H196V128H197ZM106 128H107V129H106ZM108 128L111 130V132H110V133H111V136L109 135L110 138L107 136V137L110 139V141H107L108 139L106 138V142L102 144L101 141H103V139L106 137V136H104V135H108V134L106 133V130H107V132H108V130H109ZM125 128H126V127H125ZM141 128H140V129H141ZM148 128L150 129V127H148ZM148 128L146 129V131H148ZM155 128L157 129L156 125H155ZM181 128H182V127H181ZM184 128H185L184 130H186V127H184ZM187 128H188V127H187ZM196 128H194V130H197ZM58 129H59V127H58ZM63 129H64V128H63ZM105 129H106V130H105ZM136 129L138 130V128H136ZM162 129H163V128H162ZM190 129H192V128H190ZM103 130H104V132H103ZM121 130H122V131H121ZM142 130H144V128H143ZM142 130H141V131H142ZM159 130H161V129H158L157 131H159ZM163 130H164V129H163ZM182 130H183V129H182ZM192 130H193V129H192ZM200 130H201V129H200ZM5 131H6V130H5ZM57 131H58V130H57ZM101 131H102V133H101ZM120 131H121L123 134L120 135V133H121ZM126 131H127V130H126ZM153 131H154V130H153ZM189 131H190V130H189ZM58 132H59V131H58ZM119 132H120V133H119ZM135 132H138V133H139V131H135ZM135 132H134V133H135ZM149 132L151 133L152 130L148 131V133H149ZM161 132H162V131H161ZM193 132H194V131H193ZM193 132H192V133H193ZM108 133H109V132H108ZM130 133H131V131H130ZM143 133H144V131H143ZM150 133H149V135L152 137V136H153V134H152L153 132H152L151 134H150ZM195 133H196V131H195ZM197 133H198V132H197ZM102 134H104V135H103V136H104L103 138H102ZM126 134H127V133H126ZM140 134H141V133H140ZM145 134H147V132H146ZM145 134H144L143 137H144V141L146 142L147 140L149 141V138H150V137H148V136H149V135H148V136H147L148 139H147V138L145 137ZM154 134H156V131H154ZM157 134H158V133H157ZM217 134H218V133H217ZM251 134H252V133H251V131H250V135H251ZM50 135H51V133H50ZM142 135H143V134H142ZM158 135H160V131H159V134H158ZM188 135H189V134H188ZM200 135H201V134H200ZM200 135H199V136H200ZM247 135H248V134H247ZM260 135H262V134H260ZM3 136H4V135H3ZM131 136H132V135H131ZM154 136H155V137H154ZM154 136L152 137V139H153V138H156V139L158 138V139H159L158 136H157V137H156V135H154ZM192 136H196V135H195V134H194V135L192 134ZM213 136H214V135H213ZM252 136H253V135H252ZM45 137H46V138H45ZM137 137L140 138L141 136L136 135L135 138H137ZM186 137L188 138L187 135H186ZM260 137H261V136H260ZM49 138H50V137H49ZM51 138H52V137H51ZM129 138H130V137H128V139H129ZM131 138H132V137H131ZM139 138H138L137 140L134 139V138H132V139H134V140L136 141V143H137V145H138V146H136V148H138L137 151H136V153H138V152L140 153V151H141L140 148L143 147L142 144H141L142 146L139 145V143H141V142H139V141H142V142L144 143L143 139L141 140V139H139ZM141 138H142V137H141ZM145 138H146V140H145ZM177 138H178V137H177ZM187 138H185L184 140L186 141ZM189 138H191V137H189ZM194 138H195V137H194ZM64 139H65V138H64ZM152 139H150V142H148V143H151V142H152V141H151ZM158 139H157V140H158ZM161 139H162V138H161ZM192 139H193V138H192ZM192 139H191L190 142L193 143L194 139H193V141H192ZM195 139H196V138H195ZM201 139H202V137H201ZM56 140H57V139H56ZM59 140H60V139H59ZM104 140H105V139H104ZM153 140H154V139H153ZM176 140H177V139H176ZM199 140H200V139H198V142H199ZM261 140H262V139H261ZM124 141H125V145H124V143H123V145H124L125 147L123 146L124 149L122 148L123 151H124L123 154H122V155H118V154H119V153H118V154L114 155L117 151L114 152V154H112V155H113V158H114V159H113V158H112V159H113V161H115V162L118 161L117 156H120V157H122V156L126 157V156H127V155L124 154L125 151H130V153L132 152L131 155H133V151H135V150L133 149V148L135 147L134 145H136L135 142H134V143L132 142V144H131V142H130V144H128V142H129L128 140H124ZM161 141H162V140H159V141H156V142H161ZM181 141H182V139H181ZM185 141H184V142H185ZM201 141L203 142V140H201ZM263 141H264V138H263ZM0 142H1V141H0ZM54 142H55V141H54ZM108 142H109V143H108ZM138 142H139V143H138ZM258 142H259V141H258ZM258 142L256 143L257 145L255 144L256 147L258 146V144H259V145L264 144V143H262V142H261V144L258 143ZM146 143H147V142H146ZM146 143H144V147H145V144H146ZM176 143H177V142H176ZM181 143H182V142H181ZM187 143H188V141H187ZM187 143H185V144H187ZM192 143H191V144H192ZM55 144H56V143H55ZM57 144H59V143H57ZM153 144H155V143L152 142V145H153ZM164 144H165V143H164ZM199 144H201V143H199ZM199 144H197V145H199ZM53 145H54V144H53ZM146 145H148V144H146ZM171 145H172V144H171ZM174 145H175V144H174ZM187 145L189 146V143H188ZM193 145L196 146L194 143H193ZM193 145L189 146V148H190V147H193ZM55 146H56V145H55ZM111 146H112V147H111ZM149 146H151V145L149 144L147 148H151V147H152V146H151V147H149ZM176 146H177V145H176ZM182 146H183V145H182ZM261 146H262V145H261ZM53 147H54V146H53ZM119 147H120V148H119ZM110 148H112V150H111ZM117 148H119V149H117ZM147 148H146V149H147ZM185 148H186V147H185ZM193 148H195V147H193ZM257 148H258V149H257ZM257 148H256V149L259 150L261 147L259 146V147H257ZM57 149H58V148H57ZM114 149H115V150H114ZM146 149H145V150H142V153L145 154V157L150 155V154H149V155L147 154L148 152H146ZM180 149H181V148H180ZM139 150H140V151H139ZM168 150H169V149H168ZM188 150H189V149H188ZM193 150H194V153H196V152H195V149H193ZM196 150H197V149H196ZM110 151L107 152V153H105L104 155H106V154H108V153L111 154ZM120 151H122V150L120 149ZM143 151H145V152H143ZM147 151H148V149H147ZM179 151H180V150H179ZM199 151H200V150H199ZM89 152H90V151H89ZM93 152H92V153H93ZM186 152H187V151H186ZM190 152H191V149H190ZM197 152H198V150H197ZM55 153H57V154H55ZM59 153H60V152H59ZM100 153H101V154H100ZM112 153H113V152H112ZM121 153H122V152H121ZM136 153L134 152V155H135ZM149 153H150V152H149ZM178 153H179V152H178ZM181 153H182V152H181ZM191 153H192V152H191ZM256 153H257V151H256ZM260 153H262V156L264 155L262 151L259 152V155H261ZM66 154H68V156H66ZM90 154H91V153H90ZM98 154H100V155H99L100 157H98ZM128 154H129V152H128ZM140 154H141V153H140ZM157 154H158V153H157ZM168 154H169V153H168ZM168 154H167V155H168ZM182 154H183V153H182ZM187 154H188V152H187ZM196 154H199V153H196ZM196 154H195V155H196ZM257 154H258V153H257ZM79 155H80V154H79ZM112 155H111L110 157H112ZM134 155H133V156H134ZM137 155H138V154H137ZM158 155H159V154H158ZM158 155H157V157H158ZM163 155H164V154H163ZM163 155H162V156H163ZM178 155H179V154H178ZM190 155H192V154H190ZM200 155H201V156H200ZM200 155H198V157L200 156L199 159H201V157H202V153H201ZM92 156H93V155H92ZM95 156H96V157H95ZM133 156H132V157H133ZM162 156H161V155L159 156V160H160V157H162ZM186 156H187V155H186ZM186 156H185V157H186ZM66 157H67V158H66ZM105 157H106V156H105ZM120 157H119L120 160H119L118 162H119L120 164H122L120 161H122V162H125V161H124L123 158H122V160H121ZM129 157H130V156H129ZM143 157H144V155H143ZM143 157L141 156V157H140V160H141ZM149 157H152V156L150 155ZM174 157H175V156H174ZM182 157H183V156H182ZM196 157H197V156H196ZM198 157H197V158H198ZM204 157H205V156H204ZM81 158H80V159H81ZM98 158H99L100 160H99ZM126 158H127V157H126ZM133 158H136V156H134ZM133 158H131V161L134 160ZM146 158H147V157H146ZM146 158H145V159H146ZM162 158H164V157H162ZM178 158L180 159L181 157L179 156ZM190 158H191V157H190ZM190 158H188V159H190ZM192 158H194V157L192 156ZM67 159H68V160H67ZM70 159H71V161H70ZM103 159H104V158H103ZM107 159L109 160L108 156H107ZM132 159H133V160H132ZM138 159H139V158H138ZM148 159H149V158H148ZM148 159L146 160V161H147L146 163H148ZM151 159H152V158H150L149 161H150ZM195 159H196V158H195ZM209 159H211V156H210ZM209 159H208V160H209ZM212 159H213V158H212ZM212 159H211V160H212ZM105 160H106V159H105ZM108 160H107V161H104V160H103V161H101L99 164L96 163L97 168H98V166H100V164L102 163V164H101V168H104V170L102 169L101 171H99L101 168L97 170L96 167H94V168L92 167V169L90 170V173L92 172V170H93V173H94V171H95L94 169H96V172H95L94 175H96V174L98 175L99 172L102 173L103 171H105V167H106L105 164H106V163L109 164L108 162L110 161V160H109V161H108ZM125 160H127V159H125ZM140 160H139V161H140ZM156 160H157V159H156ZM156 160H155V162H156ZM176 160H177V159H176ZM182 160H183V159H182ZM184 160H185V159H184ZM192 160H193V159H192ZM202 160H203V159H201L200 161H201V162H204V161H202ZM211 160H210V161H211ZM61 161H62V163H61ZM63 161H64V164H63ZM66 161H67V162H66ZM69 161H70V162H69ZM129 161H130V160H129ZM141 161H143V162H140V163H142V164L144 165V163H145V162H144V158H143V160H141ZM180 161H181V159H180ZM210 161H207V162L209 163ZM262 161H263V160H262ZM88 162H90V163H89L88 165H86ZM115 162H114V163H115ZM118 162H117V163H118ZM126 162H127V161H126ZM126 162H125V163H126ZM134 162H135V161H134ZM159 162H160V161H159ZM187 162H189V160H188ZM193 162H194V160L192 161V163H193ZM205 162H206V160H205ZM205 162H204V163H205ZM214 162H215V161H213V163H214ZM263 162H264V161H263ZM55 163H56V166H55ZM58 163H59V164H58ZM60 163L62 164V167L59 166V165H61ZM104 163H105V164H104ZM114 163H113L112 166L110 165L111 168L114 167V166H115V168H116V165H114ZM117 163H116V164H117ZM119 163H118V164H119ZM149 163H150V162H149ZM149 163H148V164H145L144 166L149 165ZM152 163H154V158H153V162H152ZM156 163H158V162H156ZM171 163H172V162H171ZM199 163H200V162H199ZM208 163H206V164H208ZM213 163H212V164H213ZM57 164H58V165H57ZM118 164H117V165H118ZM128 164H129V165H130V164L132 165L131 162H129ZM133 164H134V163H133ZM135 164H136V163H135ZM177 164L179 165V163H177ZM186 164L188 165V163H186ZM186 164H185V165H186ZM210 164H211V163H210ZM215 164H216V162H215ZM102 165H103L104 167H102ZM124 165H126V164H124ZM129 165H128V167H129ZM175 165H176V164H175ZM178 165H177V166H178ZM197 165H198V164H197ZM262 165H263V164H262ZM108 166H109V165H108ZM108 166H107V167H108ZM110 166H109V167H110ZM118 166H119V165H118ZM118 166H117V168H118ZM151 166H152V164H151ZM154 166H155V164H154ZM160 166H161V165H160ZM162 166H163V165H162ZM22 167L24 168V171H22V169H21ZM57 167H59V169H58ZM109 167H108V169H109ZM122 167H123V169L125 170V166H122ZM122 167L120 166L121 169H122ZM128 167L126 166V168H128ZM137 167L139 168L140 166H138V165H135V167L133 166L134 169L137 168ZM149 167H150V166H149ZM156 167H158V166L156 165ZM184 167H185V166H184ZM194 167H195V166L192 165V169H190V171H192ZM61 168H62V169H61ZM133 168H132V166H131V169H133ZM138 168L136 169L137 171H136V170H135V171L138 172V171L140 170V171L142 172V169H141V168L138 169ZM147 168H148V167H147ZM159 168H160V167H159ZM176 168H177V170H179L181 167H180V168H179V167H176ZM178 168H179V169H178ZM263 168H264V167H263ZM74 169H75V168H74ZM81 169H82V168H81ZM144 169H146V167H145ZM160 169H161V168H160ZM160 169H156V170H159V171H160ZM167 169H168V168H167ZM171 169H172V168H171ZM186 169H187V168H186ZM186 169L184 168L183 170L186 171ZM2 170H1V171H2ZM20 170H21V171H20ZM119 170H120V169H119ZM119 170H118V171H119ZM124 170H120L119 173H121V172H125ZM127 170H128V169H127ZM172 170H174V169H172ZM180 170H181V169H180ZM5 171H4V173H5ZM19 171H20V173H19ZM36 171H37V172H36ZM87 171H88V170H87ZM97 171H98V172H97ZM109 171L114 172L113 169H111V170H109ZM109 171L107 170V172L109 173L108 175H112V174H113V176H114V173H110ZM131 171H132V170H131ZM131 171H129V172H131ZM140 171H139L138 175H139L140 177H142V178H141V179H138V181H136V179H137V177H138L137 174H136L137 177H135V180H130V178L128 177V176H129L128 174H127V175H128V176H127V175H125V173H124V174H123V173H122V174L117 173V177H118V175H119V176H120V175H125V177L127 176L128 179H126V180H128V181H127V182L124 181V182H125V184H126V186H127V189H125V190H128V191L123 190V189L125 188L124 184H122V188H119V187H118L117 184H118V183H122V182H119V181L116 182V180H114V181H112V182L110 181L111 183H113V182H115V184L117 183L116 185H117L118 190H119V192H120V193L117 192V193L119 194V196H120V194H121V195L123 194V193H122V190L125 191V196H124L122 199H124L126 202H123V203H126V204L128 205V207H129L130 209H132V210H130V209L127 207L126 209H127V210L129 209V210H128L129 212L134 211V212H133V213H134V216H132V217H134V218H136V219H140L141 217H143L142 219H144V218L147 217V216L144 217V215H143V216H140V214H143V212L140 211V214H139L137 211L140 210L139 207H142V208H143V205H144V204H143V205L141 204L140 200H144V199L146 200L147 197L149 196V195H147V194H148V193H151V192H147V190L150 189V188H148V185H149L148 177L145 175V173H141ZM150 171H151V168H150ZM150 171H149V172H150ZM165 171H166V173H167V170H165ZM165 171H163V172H165ZM184 171H182V172H184ZM2 172H3V171H2ZM24 172H25V173H24ZM146 172H147V175H148V171H146ZM155 172H156V171H155ZM0 173H1V172H0ZM18 173H19V174H18ZM28 173H27V174H28ZM72 173H74V174L72 175ZM87 173H88V175H89V171H88ZM126 173H127V172H126ZM152 173H153V172H152ZM166 173H165V174H166ZM169 173H171V172L169 171ZM169 173H167V175H169ZM179 173H180V172H178V174H179ZM185 173H187V172H185ZM190 173H192V172H190ZM5 174H6V173H5ZM23 174H22V175H23ZM99 174H100V173H99ZM105 174L107 175V173H105ZM132 174L134 175L135 173H132ZM32 175H33V173H31V177H32ZM77 175H78V174H77ZM88 175H87V176H88ZM92 175H93V174H92ZM97 175H96V176H97ZM115 175H116V173H115ZM130 175H131V174H130ZM155 175H157V174H155ZM163 175H164V173H163ZM175 175H176L177 178L179 177V176L175 173V171H174L173 177H172V175H171V179L174 178ZM185 175H186V174H185ZM188 175H189V174H188ZM191 175H192V174H191ZM27 176H28V175H27ZM27 176H26V177H27ZM96 176H95V177H96ZM102 176H103V175H102ZM148 176H149V175H148ZM153 176H154V175H153ZM161 176H162V175H161ZM197 176H198V175H197ZM197 176H195V179H196ZM39 177H40V178H39ZM73 177H74V178H73ZM90 177H92V176H90ZM93 177H94V176H93ZM111 177H112V176H111ZM115 177H116V176H115ZM122 177H123V176H121L120 181H123ZM130 177H132V175H131ZM150 177H152V175H150ZM150 177H149V179H151ZM155 177H156V176H155ZM155 177H154V178H155ZM168 177H169V176H168ZM189 177H190V176H189ZM189 177H188V179H191V177H190V178H189ZM27 178H30V177H27ZM38 178H39V179H38ZM112 178H113V177H112ZM156 178H157V177H156ZM165 178H166V177H165ZM177 178H176V179H177ZM183 178H184V176H183ZM199 178H201L200 175H199ZM88 179H90V178L88 177ZM94 179H96V178H94ZM97 179L99 180L100 178H97ZM118 179H119V177H118ZM132 179H133V178H132ZM160 179H161V177H160ZM160 179L158 180L159 182H160ZM176 179H175V178L173 179L175 183H176ZM178 179L180 180V177H179ZM192 179L194 180L193 177H192ZM28 180H29V179H28ZM63 180H64V181H63ZM85 180H86V182H88L87 184H86ZM129 180H130V181H129ZM153 180H154V179L152 178V180H151L152 183H153ZM196 180H197V179H196ZM43 181L48 182V185H49L48 187H49V188L47 187V184H45L46 182H45L44 185H43ZM101 181H102V180H101ZM149 181H150V180H149ZM161 181H163V179H161ZM168 181L170 182V180H168ZM180 181H181V180H180ZM180 181L177 180L178 183H179ZM190 181H191V180H190ZM30 182H31V181H30ZM92 182H95V184H96L97 186L92 185ZM110 182L108 183V181H107V183H108L109 185H110ZM186 182H187V180H185L184 182H182L183 185L180 183L179 186H178V184H177V185L174 184V186H173V184L168 183L167 180H166V182L164 181L165 185L170 184V185H172V187H175V186H176L175 188H177V189H178V187H181V185H182V188H181L180 190L178 189V190H176V191H175V188H174V191H173V188H171L170 185H168V186L171 188V191L174 192L175 195H174V197H173L172 195L169 196V197H172V198H173V200H172L171 198H169V199H171V200L173 201L172 203H171V201H169V199H168V201H167V199H166V201H167V202L165 201L166 204L163 203V205H167V203L170 202V204L168 205L170 209L168 208V206H167V207L164 206L165 209H163V207H162V210H166V208H168V210H169V212H170L171 214L168 213V211H167V212L164 211V212L168 213V216L171 217V219H172L171 222H172V224H174V225H175V224H178V223L181 224V225H184V223H186V222H188V221H189V225H190L191 223H192V224L195 223V224L197 225V221H196V220L193 221L192 219H194V218L197 216V215H196L197 212H194V211H195V208H196L195 206L198 205V207H199L200 203L198 204V203L196 202V205L193 204V205H194V209H193V210H192V208H190L191 206L193 207V205H192V199H195V198H191L192 196H190V194H191V195L193 194V197H195L194 195H195L196 193H195V194L193 193V192H195V191H193V190H194V186H193V188H192V187L189 188V190L192 189L193 192L190 191V193L187 194V192H188V191H187V188H188V186H190V185H189L190 183H187V184H186ZM228 182H229V180H228ZM98 183H100L99 187H101V186L103 187V188L100 189V191L102 190L103 193L99 191V189H98ZM164 183H162L163 186H164V187H162V188H163V191H164V189L166 188L165 185H164ZM184 183H185V184H184ZM101 184H103V185H101ZM115 184H114V186H115ZM162 184H161V185H162ZM226 184H227V183H226ZM86 185H87V186H86ZM156 185H159V186H160V183L157 184V183L155 182V186H154V187H157ZM185 185H186V187H185ZM187 185H188V186H187ZM191 185H192V184H191ZM193 185H194V184H193ZM50 186H52L53 189H50V188H51ZM114 186H112L111 188L113 189ZM119 186H121V184H119ZM168 186H167V187H168ZM183 186H184V187H183ZM223 186H224V185H223ZM223 186H222V187H223ZM115 187H116V186H115ZM149 187H150V186H149ZM226 187H227V186H226ZM106 188H107V189H106ZM106 188H104V190H105L106 192H107L108 190L111 191V190H110L111 188L108 189V188H109L108 185H107ZM151 188H152V187H151ZM159 188H160V191H161V186H160V187H157L158 190H159ZM223 188H225V187H223ZM155 189H156V188H155ZM155 189L152 190V191H154V194H155ZM227 189H229V187H227ZM114 190H115V189H114ZM114 190H112V193H111V192H110V193H111V194H115V193L113 192ZM158 190H156V191L158 192ZM169 190H170V189H169ZM195 190H197V189H195ZM199 190H200V188H199ZM199 190H198V191H199ZM263 190H264V189H263ZM165 191H167V190H165ZM165 191H164V192H165ZM222 191H223V190H222ZM230 191H231V190H230ZM230 191H229V192H230ZM32 192H31V193H32ZM146 192H147V194H146V198H145V197H144V194H145ZM164 192H163V193H164ZM168 192H170V191H168ZM231 192H232V191H231ZM33 193H32V195H33ZM126 193H127V194H126ZM161 193H162V192H161ZM165 193H166V192H165ZM165 193H164V194H165ZM220 193H221V191H220ZM106 194H108V193H106ZM111 194H110L109 196H111ZM223 194H224V193H223ZM9 195H10V193H9ZM11 195H12V193H11ZM11 195H10V196H11ZM34 195H33V198L35 197ZM123 195H124V194H123ZM123 195H122V196H123ZM126 195H127V196H126ZM158 195H159V193H158ZM162 195H163V194H162ZM168 195H169V194H168ZM187 195H188V196H187ZM196 195H197V194H196ZM220 195H221V194H220ZM30 196H31V195H30ZM42 196H40V198H42ZM48 196H46V199H47V200L50 198V196H49V197H48ZM105 196H107V195H105ZM109 196H108V197H109ZM221 196H222V195H221ZM223 196H224V195H223ZM6 197H7V195H6ZM47 197H48V198H47ZM111 197H113V196H111ZM164 197H165V196H164ZM187 197H188V198H187ZM262 197H263V196H262ZM43 198H45V196H44ZM52 198H50V199H52ZM91 198H93V200H92ZM101 198H102V199H101ZM104 198H105V197H104ZM109 198H110V197H109ZM109 198H108V199H109ZM143 198H144V199H143ZM150 198H151V195H150ZM165 198H166V197H165ZM167 198H168V197H167ZM190 198H191V199H190ZM35 199H36V197L34 198V201H36L38 198H37L36 200H35ZM50 199H49V200H50ZM55 199H54V200L52 199V202H51V200H50V203H49V201H48V203L50 204V206H51V204H52L54 201L56 202ZM111 199H112V198H111ZM161 199H162V198H161ZM196 199H198V197H197ZM196 199H195V201H196ZM257 199H258V198H257ZM7 200H9V199H7ZM47 200H46L45 203H47ZM101 200H102L103 202H102ZM188 200H191V204H190V205H189V202H190V201H188ZM260 200H261V198L259 199V204H260ZM263 200H264V197H263V199H262L261 201L263 202ZM3 201H4V200H3ZM5 201H6V200H5ZM31 201L34 202L33 199H32ZM37 201H40V203H41V201H42L43 204H44V199H43V200H37ZM100 201H101L102 203H101ZM122 201H123V200H122ZM129 201H130V202H129ZM146 201H147V200H146ZM146 201H145V202H146ZM150 201L152 202V200H150V199H149V202L147 201V203L149 204V205H148L149 207H151V206H150V204H151ZM153 201H155V200H153ZM156 201H157V199H156ZM195 201H193V202L195 203ZM256 201H257V200H256ZM1 202H2V200H1ZM8 202H9V201H8ZM8 202H7V203H8ZM142 202H143V201H142ZM159 202H160V201H159ZM159 202H158V203H159ZM231 202H232V201H231ZM257 202H258V201H257ZM262 202H261V203H262ZM9 203L12 204V202H9ZM34 203H36V202H34ZM34 203H33V205H31V206H32L33 208H34V207L36 208V206H34ZM38 203H39V202H38ZM38 203H36V204H38ZM99 203H101V204H99ZM152 203L154 204V202H152ZM0 204H1V206H2L3 203H0ZM31 204H32V203H31ZM93 204H92V205H93ZM262 204H264V203H262ZM12 205H13V204H12ZM44 205H45V204H44ZM99 205H100V206H99ZM139 205H140V206H139ZM146 205H147V204L144 205V208H147V207H145ZM163 205H162V206H163ZM177 205H178L179 207H181L182 209H184V210H182V209L180 208V211H181V212H182V211L184 212L185 209H186V211L188 212L189 215H188L186 212H185V215L187 214L186 216H188V218L190 217V219L188 220L187 217L185 216V218H186L188 221L183 217V219H185V220H183L184 223L182 222L183 224L181 223V219H182V216H184V215H183L184 213H183V214H180V215H182V216H180V215L178 214V210H177L178 207H177ZM10 206H11V205H10ZM47 206H49V205H47ZM50 206H49V207H50ZM102 206H104V205H102ZM109 206H110V205H109ZM152 206H153V205H152ZM160 206H161V204L159 203V207H160ZM224 206H226V205H224ZM224 206H223V207H224ZM257 206H258V205H257ZM257 206H256V207H257ZM260 206L262 207L261 204H260ZM260 206L257 207V208H258V209H261ZM263 206H264V205H263ZM3 207H6V206H3ZM8 207H9V206L7 205V208H8ZM52 207H51V208H52ZM56 207H58V208H56ZM111 207H112V206H111ZM176 207H177V209H175ZM198 207H197V208H198ZM256 207H255V208H256ZM7 208H6V209H7ZM11 208H12V206H11ZM11 208H10V209H11ZM35 208H34V210H35ZM37 208H38V207H37ZM88 208H89V209H88ZM122 208H123V207H122ZM142 208H141V210H143ZM153 208H154V207H153ZM153 208H152V209H153ZM189 208H190V209H189ZM0 209H2V208L0 207ZM8 209H9V208H8ZM45 209H46V207H45ZM85 209H87L89 212H88L87 210H85ZM92 209H93V212L91 213ZM101 209H102V208H101ZM187 209H188V210H187ZM198 209H199V208H198ZM4 210H5V208H4ZM11 210H12V209H11ZM59 210H60V209H59ZM61 210H60V211H61ZM84 210H85V211H84ZM116 210H117V209H116ZM146 210H147V209H146ZM191 210H192V211H191ZM199 210L202 211L201 209H199ZM199 210H198V211H199ZM35 211H36V210H35ZM37 211H39V209H38ZM54 211H53V212H54ZM82 211H84V212L87 211V214H88V215L85 214V213L82 212ZM143 211H144V210H143ZM180 211H179V213H180ZM190 211L192 212V214L190 213ZM196 211H197V209H196ZM200 211H199V212H200ZM256 211H257V209H255V212H256ZM259 211H261V210H259ZM10 212H11V211H9V213H10ZM53 212H52V213H53ZM81 212H82V213H81ZM98 212H99V211H98ZM98 212H96V213H98ZM101 212H102V210H101ZM145 212H146V211H145ZM257 212H258V211H257ZM23 213H24V211H22V215H23ZM52 213H50V215H52ZM83 213H84L85 215H84ZM99 213H100V212H99ZM99 213H98V214H99ZM161 213H162V212H161ZM200 213H201V212H200ZM200 213H197V214H199V216H200ZM0 214H2V212H0ZM79 214H81V215L83 214V215H82L83 217H81ZM94 214H95V213H94ZM98 214H97V216H96L97 218L99 217V215H101V214H99V215H98ZM103 214H104V213H103ZM131 214H132V213H131ZM131 214H129V216H131ZM146 214H147V212H146ZM169 214H170V215H169ZM194 214H195L196 216H194ZM255 214H257V213H255ZM3 215H4V213H3ZM3 215H1V216L4 218ZM48 215H49V213H48ZM76 215H79V216L81 217V219H80L81 222H79L80 220H78L80 217L77 216V217H78V218L76 217L77 219H76V218H73V219H74L75 222L78 221L79 224H76V223L74 222V226H73L71 223H70V226H68L69 224H66L67 220L70 218L68 221H71V220H72L71 217H72V216H76ZM86 215H87V216H86ZM132 215H133V214H132ZM162 215H163V213H162ZM164 215H167V214L164 213ZM129 216H128V217H129ZM193 216H194V217H193ZM205 216H206V215H205ZM22 217L25 218V215L22 216ZM27 217H28V216H27ZM164 217H165V216H163L162 219H163ZM180 217H181V218H180ZM0 218H1V217H0ZM3 218H2V219H3ZM7 218H8V217H7ZM15 218H16V217H15ZM51 218H52V219H51ZM92 218H94V217L92 216L91 219H92ZM97 218H96V220H97ZM134 218H131V217H130L129 219H130V222H131V223L136 224V223H135V220L132 222V220H133ZM167 218L169 219V217H167ZM197 218H198V217H197ZM9 219H10V217H9ZM21 219H22V218H21ZM38 219H39V218H38ZM75 219H76V220H75ZM91 219H90V220H91ZM126 219H127V218H126ZM195 219H196V218H195ZM17 220H18V219H17ZM19 220H20V219H19ZM27 220H30V219L28 218ZM82 220H83V221H82ZM94 220H95V218H94ZM94 220L92 219L93 223H94ZM147 220H148V219H147ZM2 221H3V220L0 219V222H2ZM11 221H12V220H11ZM11 221H10V222H11ZM13 221H14V220H13ZM98 221H99V220H98ZM142 221H143V220H142ZM148 221H149V220H148ZM148 221H147V225H149V226H150V229H152V230H148V231H149V232H148V231H146L145 228H140V231H141V229H145V231H146L147 233L144 231L145 234H142V237L139 236V238H140L141 240H140V239H137V241L140 240V242H138V245H140V247H139V246H138V247L141 248L142 245H145V244H146L147 246L149 245L148 247H149L150 249H153V250L155 251V249L158 248V243H159L157 240L160 238V236L164 235L166 232L164 231L163 234H160L159 238L155 240V241H157L158 243H156V242L153 240V238H156V237L153 236V234L155 235L156 233H160V232L162 231V228H163V230H164L165 226H162V227H161V226H160V227L158 226V227H157V226H155V224H153L154 226L152 225V226H153V227H152V226L150 225V223L148 224ZM165 221H166V220H165ZM167 221H168V220H167ZM195 221H196V222H195ZM10 222H9V223H10ZM16 222H17V221H16ZM19 222H20V221H19ZM41 222H42V221H41ZM78 222H77V223H78ZM95 222H96V221H95ZM128 222H129V221H128ZM130 222H129V224H130ZM140 222H141V221H140ZM140 222L138 223V225L140 224ZM149 222H152V221H149ZM159 222H160V221H159ZM168 222H169V221H168ZM171 222H169V223H171ZM190 222H191V223H190ZM20 223H21V222H20ZM25 223H26V222L24 221V224H25ZM28 223H30V222L28 221L27 224H28ZM67 223H68V222H67ZM80 223H81V224L84 223V225H85L86 227H84V225L82 226ZM89 223H90V221L87 222V224H89ZM91 223H92V222H91ZM91 223H90V227H91V228L89 227L90 230L93 228V226H91ZM126 223H127V222H126ZM145 223H146V222H145ZM161 223H162V221H161ZM163 223H164V222H163ZM0 224H1V223H0ZM15 224H16V223H15ZM75 224H76V225H75ZM129 224H127V225L129 226ZM172 224H168V225L170 226V225H172ZM195 224H194V227L196 226ZM29 225H31V224H29ZM29 225H28V228H29ZM34 225H35V224H34ZM34 225H33V226L31 225L30 227L32 228V227H34ZM41 225H42V223H41ZM93 225H94V224H93ZM100 225H101V224H100ZM103 225H104V223H103ZM143 225H144V223H143V224L141 223L140 226H143ZM160 225H161V224H160ZM162 225H163V224H162ZM164 225H165V224H164ZM15 226H16V225H15ZM18 226H19V225H18ZM24 226H25V225H24ZM52 226H53V227H52ZM66 226H68V228H67ZM71 226H72V227H71ZM130 226H131V225H130ZM130 226H129L128 228L131 229V230H133V225H132V227H130ZM134 226H135V225H134ZM169 226H168V227H169ZM191 226H192L191 229L194 228L193 225H191ZM138 227H139V226H138ZM144 227L149 228L148 226H145V225H144ZM155 227H157V228H155ZM168 227H167V228H168ZM172 227H174V226L172 225ZM172 227H171V228L169 227V229H172ZM175 227H176V225H175ZM175 227H174V228H175ZM13 228L15 229L14 226H13ZM26 228H27V227H26ZM31 228H30V229H31ZM51 228H50V229H51ZM136 228H137V227H136ZM174 228H173V229H174ZM177 228H178V226L176 227L175 230H177ZM180 228H181V226L179 225V228H178L177 231H179V232H185V230L188 229L187 227H186V228L184 227V229L182 228L184 231H183L182 229H181V231H180ZM14 229H13V230H14ZM20 229H24V227H20ZM20 229H19V230H20ZM30 229H29V230H30ZM34 229H35V227H34ZM41 229H42V228H41ZM53 229H51V231H52ZM70 229H69V230H70ZM106 229H107V228H106ZM137 229H138V228H137ZM155 229H158V230L161 229V231H156ZM173 229H172V230H173ZM15 230H16V229H15ZM19 230H18V228H17L16 232H17V231H18V233H22V232H23L22 230H20V231H22V232H19ZM29 230H28V231H29ZM57 230H56L55 235L60 233L59 231H58L59 233H57ZM69 230H68V231H69ZM131 230H130V231H131ZM134 230H135V229H134ZM167 230H168V229H167ZM9 231H10V230H9ZM32 231H33V230H32ZM51 231H50L49 236L51 235V233H54V232H55V231H53V232H51ZM63 231H62V232H63ZM68 231H65V232H64V235H63V236H65V237H63V240H60L61 238L58 240V241H60V243H62V241H64V240L66 239V235H67V234H65V233H67ZM130 231L128 230V233L126 232V234H127L128 236H129V234H130ZM25 232H26V235L30 236L29 233L27 232V230H26ZM34 232H36V231H34ZM46 232H47V231H46ZM62 232H61V233H62ZM73 232H72V233H73ZM90 232H91V231H90ZM133 232H134V231H133ZM173 232H174V231H173ZM30 233H32V232H30ZM134 233H135V232H134ZM141 233H142V231H141ZM161 233H162V232H161ZM34 234H35V233H34ZM68 234H69V233H68ZM132 234H133V233H132ZM132 234H131V236H132ZM135 234H136V233H135ZM137 234H140V232L138 231ZM172 234H173V233H171V235H172ZM263 234H264V231H263ZM9 235H10V234H9ZM12 235H16V234L14 233V231H13V234H12ZM24 235H25V234H24ZM53 235H54V234H53ZM59 235H60V234H59ZM74 235L72 234V236H74ZM165 235H166V234H165ZM1 236H2V235H1ZM5 236H6V235H5ZM20 236H21V235H20ZM33 236H34V235H33ZM60 236H62V234H61ZM77 236L80 237L81 239L78 240V237H77ZM90 236H91V237H90ZM156 236H158V235H156ZM16 237L19 238V235H16ZM16 237H15V236H14V238L11 237V239H12L13 241L10 240V245H11V243H14V241H15V242L17 241V243H19V244H17V245H15L16 243L13 244V245H15V249H14L15 252H13V253H14V255H15L16 257H18V258H16V259H13V260H14L13 263H15V264H30L31 261L33 260V258H32L31 256H30V257H31L32 259H31L30 257H28V254H27V253H28L29 251L26 253V251H27V249H28L27 246H29V245H28V244H29V242H28L29 239L26 240V238H27V237H26L25 239H23V240H25V241H20V240H22L21 237L24 238V236H21V237H20V240L17 239ZM39 237H40V236H39ZM57 237H59V236H57ZM68 237L72 238L71 235H70V236L68 235ZM68 237H67V239H66L65 241L67 242V244H68V243H71V244H72V242L74 241V238L71 239L72 241H69V242H68V240H70V238H68ZM129 237H130V236H129ZM143 237H144V238H143ZM162 237H166V236H162ZM169 237H170V236H169ZM7 238H8V237H7ZM15 238H16V239H15ZM49 238L53 239L54 237L51 236V237H49ZM64 238H65V239H64ZM126 238H127V236H126ZM9 239H10V238H9ZM9 239H8V240H9ZM34 239H36V238L34 237ZM37 239H38V238H37ZM56 239H57V238H55V240H56ZM87 239H86V240H87ZM93 239H94V238H93ZM133 239H134V238H133V236H132V240H133ZM162 239H163V238H162ZM4 240H5V239H4ZM6 240H7V239H6ZM102 240H103V239H102ZM11 241H12V242H11ZM29 241H30V240H29ZM97 241H98V240H97ZM130 241H131V238H130L129 242H130ZM133 241H135V240H133ZM133 241H132L131 243H133ZM137 241H136V242H137ZM143 241H144V243H143ZM159 241L161 242V238H160ZM2 242H4V241L2 240ZM66 242H65V243H66ZM86 242H88V243L91 242V243H89V245H88V243H87V245L84 246V244H86ZM86 242H85L84 244H82L83 247H82V245L79 246V248L82 247V248L79 249V251H77V249H78L77 246L80 245V243L76 244V247H77V248H76V251H77L78 253L80 252L79 254H81V255H80L81 257H86V258H91V257H92L94 260L97 259L99 255L95 253V248L92 247V246L95 245L96 242H94V241H86ZM92 242H93L94 245L92 244ZM100 242H101V241H100ZM6 243H7V242H5V244H6ZM26 243H27V245H26ZM63 243H64V242H63ZM63 243H62V244H63ZM97 243H98V242H97ZM131 243H130V246H132L135 242H134L132 245H131ZM8 244H9V241H8ZM31 244H32V243H31V241H30V246H31ZM90 244H92V245H90ZM136 244H137V243H136ZM136 244H134V246H135ZM49 245H50V244H49ZM65 245H66V244H65ZM68 245H70V244H68ZM98 245H99V244H98ZM146 245H145V247H146ZM160 245H161V244H160ZM160 245H159V247L161 248ZM3 246H4V245H3ZM3 246H2V247H3ZM33 246H35V245L33 244L31 247H33ZM52 246H53V245H52ZM71 246H72V245H71ZM119 246H120V245H119ZM134 246H133V248H134ZM0 247H1V246H0ZM2 247H1V248H2ZM12 247H14V246H12ZM91 247H92L93 249H92ZM98 247H99V246H98ZM116 247H117V246H116ZM138 247H137V251H135V254L137 253V255H138V251H139ZM145 247H144L143 250H142V248H141L140 250H142V252H144L145 249H146V250L148 249L147 247H146V248H145ZM263 247H264V246H263ZM35 248H36V247H35ZM42 248H43V247H42ZM96 248H97V244H96ZM110 248H111V247H110ZM114 248H115V247H114ZM130 248H132V247H130ZM154 248H155V249H154ZM6 249H7V247H6ZM29 249H30V248H29ZM29 249H28V250H29ZM81 249H82V251H81ZM115 249H116V248H115ZM158 249H159V248H158ZM171 249H173V248L171 247ZM0 250H1V249H0ZM32 250H33V249H32ZM41 250H42V249H41ZM53 250H54V249H53ZM90 250H92V251L94 250V251H93V252L91 251V253H90V252H89ZM129 250H131V249H129ZM135 250H136V249H135ZM146 250H145V251H146ZM156 250H157V249H156ZM159 250H160L161 253L159 252ZM159 250H158V252L156 251V254H157L156 256H157V257L159 256L158 253L162 254V251H161L162 249H159ZM258 250H259V249H258ZM30 251H31V250H30ZM42 251H43V250H42ZM132 251H133V250H132ZM149 251H150V250H149ZM151 251H152V250H151ZM151 251H150V252H151ZM173 251H174V250H173ZM8 252H9V250H8ZM40 252H41V251H39V254H40ZM77 252H76V254H77ZM150 252H148V253H150ZM258 252H259V251L255 252V253L253 254V258H254V259H258V261L262 262V263H259V264H264V263H263L264 257L262 258V256H264V249L262 250V255H260V253H258ZM3 253H5V251H3L2 254L0 253V254H1V255H0V264H9V263H11L13 260H11L10 262L7 261V259L10 260L9 258L11 257V255H9L10 257L7 258L6 255H8L9 253H8V254H5V256H4ZM6 253H7V252H6ZM33 253H34V251H33ZM33 253L29 252V254H33ZM50 253H52V252H50ZM93 253H95L96 255H98L97 258L93 257V256L95 255V254H93ZM148 253L145 252V254H148ZM152 253H153V251H152ZM152 253H151V255H146V256H145L144 254H142V255L145 256V257H140L141 259H140V263H139V264H156V263L158 264L159 262H156V263L154 262L157 258L154 259V256H152ZM90 254H92L91 257H90ZM36 255H38V254H36ZM154 255H155V254H154ZM215 255H216V254H215ZM12 256H13V254H12ZM80 256L77 255V257H76V256H75V257H76L77 259H78V257H79L78 260H80V261H81L82 259L84 260V261L82 260V261L80 262L81 264H82V262L85 263V261H86L85 264H94V260H93V262H91L92 260L90 261V259H89L88 261H90L91 263H89V262L87 263V260H85L86 258H85V259H84V258L80 259V258H81ZM131 256H132V255H131ZM133 256H134V254H133ZM133 256H132V257H133ZM162 256H163V260H164V255H162ZM249 256H250V254H249ZM4 257H5V258H4ZM39 257H40L39 259H41V260L46 259L45 256H43V257H42V256H39ZM12 258H14V257H12ZM29 258L31 259V261H30ZM42 258H43V259H42ZM70 258L73 259V257H70ZM92 258H91V259H92ZM137 258H138V257H137ZM137 258H136V259H137ZM143 258H145V260L142 261ZM159 258L162 260L161 255H160ZM159 258H158V259H159ZM253 258H252V259H253ZM77 259H75L74 261H75V262L78 261ZM133 259H135V258H133ZM160 259H159V260H160ZM252 259H251L250 261H248V262H251ZM70 260H71V259H70ZM137 260H138V259H137ZM159 260H158V261H159ZM216 260H217V259H216ZM47 261H48V260H47ZM135 261H136V260H135ZM156 261H157V260H156ZM217 261H218V260H217ZM253 261H257V260H253ZM258 261H257V262H258ZM32 262H33V261H32ZM42 262H43V261H42ZM70 262H71V261H70ZM99 262L102 264L101 261H98L97 264H100ZM132 262H133V261H132ZM160 262H161V261H160ZM214 262H215V257H214ZM218 262H219V261H218ZM257 262H256V264H257ZM78 263H79V261H78L76 264H78ZM134 263H135V262H134ZM136 263H137V262H136ZM136 263H135V264H136ZM215 263H217V262H215ZM215 263H214V264H215ZM219 263H221V262H219ZM251 263H253V262H251ZM11 264H12V263H11ZM34 264H35V263H34ZM42 264H43V263H42ZM44 264H45V263H44ZM46 264H47V263H46ZM61 264H62V263H61ZM73 264H74V262H73ZM130 264H131V263H130ZM132 264H133V263H132ZM159 264H161V263H159ZM239 264H240V262H239ZM244 264H246V263H244ZM247 264H249V263H247ZM253 264H254V263H253Z\"/></svg>",
    "mask_w": 264,
    "mask_h": 264
}]
</instances>
